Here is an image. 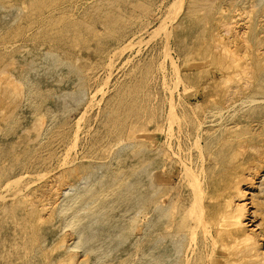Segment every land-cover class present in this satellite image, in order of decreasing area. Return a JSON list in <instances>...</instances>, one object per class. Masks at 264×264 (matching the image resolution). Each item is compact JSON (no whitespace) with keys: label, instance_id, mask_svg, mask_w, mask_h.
<instances>
[{"label":"rangeland","instance_id":"rangeland-1","mask_svg":"<svg viewBox=\"0 0 264 264\" xmlns=\"http://www.w3.org/2000/svg\"><path fill=\"white\" fill-rule=\"evenodd\" d=\"M198 1L200 2L198 3ZM201 1H202V4H201ZM209 1L210 3L204 4V2L207 3V0H189V1L188 0H0V31H3V32H0V71L1 72L3 70L6 71V72L3 71L4 74L3 73L1 74L0 72V128L2 129V130L0 129V131L1 133H4L3 131H8V132H5L4 134L0 133V143L2 142L0 144V146L2 145L0 149H3V150H0V189L2 190V191L0 190L2 192V193L0 192L1 193L0 194V244H2L0 245L1 246L0 247V258H1L0 264H10L9 262H12V264H24L25 262H28L29 264H48V263L49 264H60V263L64 264L63 262H65V264L67 263L71 264L70 262H73V264H82V263L83 264H103V263L104 264H123L124 261H125L124 264H141V263L142 264L143 263L152 264L153 262H154L153 264H155L154 258L156 260V264H161L160 262H162V264H174L175 262H176L175 264H179V263L181 264L182 260H183L182 264H184L185 259L188 258L189 256L188 249H190V246L194 244V242L202 234L199 231L200 228L199 230L196 228L197 231H195L196 229L193 231L192 229L189 230V228L188 230L186 228L182 229L177 226L178 224L174 226L179 221V217H180L179 211L182 210L184 207L190 208L189 204H190L191 198L187 191V188L189 187L188 182L190 178V177H187V175L190 172L189 171L190 169L192 171L191 173H193L191 174V176L194 175V177L196 176L195 178L197 179L198 175H200V177L198 178L200 181H198V179L197 181L200 183V185H203L200 187L201 193H202V200H201L202 204L201 205H203L204 212L206 215V221L209 224L211 233L216 231V229L218 228L220 229L225 228L227 219L229 216V212L234 213L235 211H237L236 210L237 208L239 209L238 205L244 204L243 207L246 208V209L243 208V210L245 209V211H242L244 231H238V234L239 236H241L246 233L245 235L248 236L249 238L253 236L250 239L255 240L257 242V249L259 250V252L264 253L263 251L264 250V175H263L264 174V157H263L264 156V140H263L264 129H262V127H264V125H262L264 124L263 123L264 121L263 119L264 118V106H263L264 105V101H263L264 100V92H263L264 91V85H263L264 84V63H263L264 58H262L264 57L263 55L264 54L263 53L264 51V45H263L264 44V39H263L264 38V34H263L264 33V27H263L264 25V15H263L264 14L263 13L264 12V9H263L264 0H250V1L249 0H233L232 2L231 0L230 1L226 0V2L224 0L225 3L222 2V0H215V1L208 0V2ZM217 1H219L220 3ZM258 1H260L261 3H259ZM233 2L235 4L239 3L238 6L235 5ZM213 3L217 5L215 6ZM190 4L192 5V7H194V10H195L194 12L192 11L189 12L190 9H192L191 6H188ZM210 4L211 5L213 4L214 7L216 8H213L212 7L213 5L211 6ZM199 5H201L202 7H200ZM207 5L211 6L210 8L211 10L209 9L210 6L208 7ZM234 5L235 7H233ZM256 6L258 8H256ZM179 7L181 9L177 10L179 9ZM219 8L221 9V13H219L220 11ZM204 9L205 10L207 9V11H205ZM256 9L259 11H257ZM186 10H189V11L186 12ZM216 10H219V11H216ZM196 11H198V13ZM204 11L207 12V15L208 14H211V15H208L209 17H207V21L204 20L203 22H201L199 20V22H201L199 23L198 22V19H200L199 17L200 16L203 17V15L206 14ZM211 12L213 13V15ZM244 12L246 16L244 15ZM191 13H194V14H191ZM222 13H225L226 15ZM214 14L215 15L217 14L218 16L222 14L221 16L223 18L221 19L217 15L215 17ZM184 15L186 17H184ZM210 16H211V20L208 19L210 18ZM183 20H186V21H183ZM232 20H233L234 26L232 24L229 25L228 31H225L224 29L225 26L223 24L225 22H227V24L228 23L230 24L232 23ZM254 22L256 23V25L254 24ZM197 24H202V25L197 26ZM205 24L208 25V28H206L207 26ZM188 26H191V28ZM254 26L256 27L252 28ZM248 27H249V30H248ZM262 29L263 31H261ZM204 30L206 32L208 30V32L210 33L207 32L208 34H206ZM256 30L258 33L256 32ZM249 33L250 34L252 33V34L250 35ZM194 34L196 37L194 36ZM218 34H219L218 38L220 37L219 39L217 38ZM245 34H246V37L243 36ZM248 35L250 38L248 37ZM199 37L201 40H199ZM231 37H233V39ZM213 38L214 40H212ZM192 39L195 40V41L193 40L194 43L197 40H199V42L198 43L196 42V44H194ZM216 40H219V42L221 41V43H219ZM244 41L247 44L249 43L248 44L249 46L246 44L248 47L245 45ZM242 42L244 44H242ZM216 43H217V46H215ZM192 44L194 46H192ZM190 46H191V50L189 48ZM233 46L235 48H233ZM193 47H195L196 49ZM228 49H230L229 50L230 52L228 51L230 54L231 52L232 53L235 52L234 55L233 54L231 55L232 57L234 56V59H236L235 56H238L237 59H239L242 55V57L240 58V62L239 60L236 59V61H238V65H240L239 67H235V66L231 67V65H228L227 63L225 64V62H223V56L225 55ZM254 49H256L257 51ZM250 50L251 52H249ZM245 54H246V60H244ZM254 57L256 59H254ZM258 57H260V59ZM12 60L15 62H13ZM56 62H58V64H60V66L62 67H60ZM256 62L258 64L262 63L263 66H261L260 68L258 64H256ZM172 63L173 65H171ZM245 63H247L246 66H245ZM54 64L56 68H54ZM160 65H161V69H160ZM22 66H24L25 68H22ZM224 67L225 68L228 67V68L224 69ZM246 67L249 70H246L247 69ZM34 68H35V72L34 71L31 72V70H34ZM241 68L243 70L245 69L246 72L245 71L241 72L242 70L239 71V69ZM14 69H16L17 71L16 70L14 71ZM251 69L255 71L256 73L251 71ZM258 72L261 75L260 78H259ZM237 73L240 75H237ZM231 74L233 75V77ZM251 74H253L254 77H252L253 75L251 76ZM236 75L239 76L238 79L241 80L240 82L239 80H236L237 79ZM175 76H177V78ZM11 78H14V79H11ZM243 79L244 81H242ZM7 80H9L10 82H8ZM220 80L224 82L222 83L220 82ZM231 80L232 82H230ZM226 81L227 83H225ZM236 81H237V84H236ZM255 81L260 84L255 83ZM245 82L247 85L245 84ZM228 83L229 85H227ZM177 84L179 85L177 86ZM251 84H252V88H251ZM35 86L37 90L34 88ZM29 88H31L32 91ZM229 88H231L232 90ZM234 88H237V89L234 90ZM261 89L263 90L261 91ZM227 90H229L228 93L226 92ZM39 91H42V93ZM35 92L37 93V95H35ZM29 93H31V95ZM254 93H258L259 95L257 94L255 96ZM49 94H51L52 96ZM170 94H172L173 96ZM249 95H252L251 96L252 98L249 97ZM169 96H172L173 99L172 97H169ZM42 99L43 100L47 99V101L43 102ZM250 99L251 101H249ZM255 100L256 101L258 100V101L255 102ZM32 101H34L35 103ZM252 101H254L255 104H253L254 102ZM38 102H40L42 107L37 106L39 104ZM250 102H252V104H250ZM137 104L140 105L142 109H143V106L145 105L144 109L146 111H144V109L142 110L141 108H140L141 110L136 109L140 107ZM170 104L174 106L175 109L171 107ZM239 104H241L242 106H240ZM251 105L253 106L259 105L255 107L256 109L252 108V110H254L253 116H251L252 111L250 110L251 108H249V107H253ZM46 106H47V109L45 108ZM132 106H135V107H132ZM238 106L240 107V109ZM36 107H38L39 110L41 108V112L38 110L40 113L35 111V109L37 110ZM246 107L247 109L249 108L247 113H245L247 111ZM169 108H171V111ZM228 109L229 111H227ZM236 109L238 110V112ZM242 109H244V111ZM261 109L263 111H261ZM48 110H51L52 112L48 113L49 112ZM173 110L176 112L174 113ZM230 110L232 111V114L234 116L231 114ZM145 112H147L146 113L147 115L145 114ZM170 112L177 114V115L171 114ZM42 113L48 114V118H47V115H42ZM142 113L145 114V116H148V115L152 116V114L158 115V118H152L150 116H148L147 118V117H144ZM169 113L172 115V117H170L171 120L172 119L174 120V122L172 120V122L174 123L172 127H171L172 123H170L171 120L168 123V117L171 116ZM211 113L213 116L211 115ZM227 113L229 115H227L226 117ZM52 114H54V116ZM139 114H141V116ZM217 114L219 115V117ZM138 116L139 118H137ZM173 116L175 117L177 116L178 118L177 117L173 118ZM232 116H233V119H231ZM246 116L248 117L247 119H246ZM11 117L12 119H10ZM153 117H156V116H153ZM223 117L227 118L228 120L223 119ZM251 118L253 119L251 120ZM141 119L142 120L147 119V120L142 121ZM148 119H151V120H148ZM177 119L182 121V123L179 120L178 122ZM18 120L20 121L22 127L19 125ZM141 121H142L141 126L144 124L145 127L144 125L142 127L145 129H142V127L138 125L137 122H139L140 124ZM144 121L146 122L144 123ZM147 122L149 123L151 122V123L150 124L148 123V126L146 127ZM194 124L195 126L193 127ZM197 124H201L200 128H199V125ZM49 126L50 128L48 129ZM259 127L262 129V131ZM169 128L171 130H169ZM244 128L246 129L249 128L247 129L249 133L248 132L246 133L245 131L247 130ZM158 129H160V131ZM211 129H213L212 131L214 132H212ZM175 130H177V132ZM14 131L16 133H14ZM259 131H261V133ZM168 132L169 133L172 132V133L169 134ZM236 132L239 135H237ZM11 133H13V135ZM215 133H217L218 135L217 137L216 135H213ZM256 133L259 135H257ZM202 134H204V136ZM261 136L262 138H259ZM195 137L199 140H197ZM209 137L212 139V141ZM34 138H36V141ZM215 138H217L216 141H215ZM219 138L221 139L219 140ZM195 139L197 140L196 142H195ZM180 140L181 142L179 143ZM213 140L215 142L214 144H211L213 143ZM152 141L154 144L152 143ZM237 141L239 142L238 144H236ZM142 142H144L145 144L143 143L142 145ZM197 142H198V145L196 144ZM208 142L210 143L209 144L210 146L213 145L212 148L209 147V145H207ZM169 143H171L170 147H169ZM123 144H125V146ZM195 145L196 147H194ZM121 146L123 147L121 148ZM143 146L145 149L143 148ZM230 146L232 147L231 149H230ZM222 147H224L226 150H224V148ZM115 149L117 150L119 149V150L116 152ZM217 149L219 150L216 151ZM182 151L184 152L182 153ZM27 152H28V155H27ZM140 152H142L143 154L142 153L140 154ZM221 152L222 154L228 152V154H225L226 155L225 157L224 155L221 154ZM108 153L110 154L108 155ZM157 153L159 154V156L156 158L154 156H156ZM163 155L165 156V158ZM219 155L221 156V158H219L220 157ZM181 156L184 158H182ZM144 157L146 159V161L144 159L145 164L142 162V158ZM178 157H180V161ZM214 157L215 158L217 157V160L214 159ZM162 158H164V161ZM184 159L186 160V162H184L185 161ZM191 159H193V161ZM16 161H18L19 163ZM111 161H112V164L110 163ZM137 161L138 162L140 161V163H138ZM135 162H136V165H134ZM141 162L144 165L141 164ZM210 162H212L213 164ZM192 163L195 165L193 166ZM138 164H140L141 166H139ZM201 164L203 167L201 166ZM181 165L187 167V168L184 167V169L186 168L185 169L186 171L184 170L185 172H183V167ZM210 165H212L214 169L211 168ZM219 165L220 166L222 165L221 166L222 168L221 167L219 168L218 167ZM118 166L119 168H117ZM134 166H137L138 169L141 170V172L136 171L138 169ZM13 167H14V170H13ZM16 167H21V168H18L19 170L18 171ZM189 167L190 169H188ZM132 168L133 170H135V172L132 170ZM207 169H211L214 171H210ZM198 170H199V173H198ZM113 171L115 172L117 171L116 176H115V173H113ZM118 172H120V175ZM130 172L132 173V176L130 175ZM156 172H158L157 175H156ZM160 174L163 176L164 178L163 180H158L157 177ZM185 174H187L186 177L188 179H186ZM134 175L137 176L138 181L135 177H133ZM145 175H147L146 178H145ZM149 175L155 178L152 180L153 177ZM139 176L140 178H138ZM168 176L170 178H168ZM188 176H190V173ZM246 177H249V178H246ZM166 178L167 180L169 179L171 183L169 180L166 181ZM171 178L173 180H171ZM106 179L108 183H110L108 186H107L108 183L106 184L107 182ZM139 179H140V183H139ZM148 179H150L152 182ZM12 180L13 181L16 180L15 182L17 183L14 182L15 183L14 184ZM132 180H135L137 182L132 181ZM119 181H121L124 184H122L121 182H120L121 184L118 183ZM148 181L150 185L148 184ZM7 182H8V186L6 185ZM126 182H128L129 185L132 184L131 186L134 185L135 188L129 185H128L129 188L127 186H124L126 185ZM93 183H94V186H93ZM96 183H97V186L95 185ZM111 183L113 184V186L111 185ZM180 183L182 186L180 185ZM152 184H153V187H150ZM160 184H162L161 186L163 188L165 187L163 189V191L165 192L162 191L161 193H158L159 191L156 190V188L158 189V187H160ZM4 185H6V187ZM140 186H142V190L140 189ZM99 187L103 189H99ZM106 188H108L110 191L107 190ZM169 188L170 190L167 191V189ZM87 189H88V192L86 191ZM90 189L92 190V193L94 194L91 193ZM125 189L126 190L129 189L130 191L128 190L127 192L128 193L130 192V193L128 194L127 192L124 191L125 192L124 194L123 190ZM134 189L136 192L134 191ZM146 189H149V190H146ZM137 190H139V192ZM237 190L242 193L241 196H240L241 193H239ZM95 191L97 192L99 196H101V198L99 199V203H96L98 202V200L96 201L91 200L92 196L90 195H95L96 194ZM106 191L108 193H106ZM113 191L117 193L111 195V193H114ZM146 191H147V194L144 195ZM132 192H134V195H132L133 194ZM179 192L180 194H178ZM119 193L121 194L123 193L125 196L122 194L121 198H115L116 199L115 200L114 197L116 195L117 197H120ZM140 193H142L143 197L144 196L145 197L142 198ZM148 193H151V194H148ZM154 193L156 195V198L155 196H153L154 198L151 197ZM127 194L128 196L131 194L130 196L132 197V200H133L132 202H131V199H128L131 197L130 196L128 197ZM138 194L140 196L139 199H141L142 201L144 200L146 203L136 198ZM157 194H159L158 195L159 198L157 197ZM105 195H107V197H109L110 199L109 198L107 199ZM109 195L112 196V198ZM77 196L78 197L80 196V199ZM103 196H105L107 201L104 200ZM123 196L127 197L125 198V200L128 199V201L130 200L131 203L128 202L127 200L125 202ZM168 196L169 198L170 197L171 198L169 199ZM135 198L139 201L136 202ZM81 199L82 201H80ZM171 199L172 201L170 202L169 200ZM71 200L73 201V203H71L72 202ZM175 200H177L178 203L175 202ZM149 201L150 203L151 201L153 203L150 204ZM92 202L93 203L95 202V204L93 205ZM138 202H141V203H139L140 205L137 206ZM173 202H175V207H173L174 205ZM235 202L237 203L235 204ZM82 203L86 205H83ZM72 204L74 205L72 206L73 208H75L77 205L78 207H76L73 210V208L70 207ZM89 204H90V207L92 205L93 208L92 207L91 209L87 208ZM96 204L98 205L100 204V205L98 206ZM118 204L120 207L118 206ZM126 204L128 207H126ZM141 204H144L143 205L144 207ZM155 204L156 206L163 205V207L162 206L161 207L164 211L160 209L161 207L159 206H157L159 208H156ZM110 205H111L112 210H109ZM171 205H172V208L175 210L168 209V211H166L167 208H171ZM83 206L84 207L87 206V207H85L84 209ZM139 206L141 208H139ZM165 206L167 208H165ZM94 207L96 211L92 210L94 209ZM134 207L136 209H134ZM142 207L144 210L142 209ZM155 208L157 209L158 213L163 214V215L160 214L162 215L163 218H160V216H157L156 214L157 212ZM65 209H68V210H65ZM86 209L88 211L91 210L93 212L89 211L87 213H84L85 211H87ZM123 209L125 213L123 212ZM141 209L142 211L138 213L139 211L137 210H141ZM159 209L160 211H158ZM81 210H84V212ZM97 211L100 214V215L98 214V216L96 215ZM103 211H104V214H103ZM127 211H129V213ZM216 211H218V213L215 214L216 217L212 220L213 218L212 215H214ZM94 212L96 216H93ZM105 212H107V214ZM154 212L156 215L152 214ZM30 213H31L32 218H30V215H29ZM137 213L139 215H136ZM167 213L169 214L167 216V218L169 217L168 220H166L167 218H164V216L166 217V215L164 214H167ZM74 214L75 216L77 217L79 216V217L78 218L75 217L76 218L75 219ZM121 214L122 215L125 214L124 218L126 219H123V217H121L122 216ZM135 215L137 216L136 218H138L136 221H134ZM82 216L83 218H80ZM89 216H91L92 218L94 217L92 219L94 222L93 221L91 222V217ZM105 216L106 218L109 216V218L107 219L103 218ZM88 217L89 219H85ZM152 217L154 218V220ZM70 218L71 219L73 218V220H71ZM114 218H117V219H114ZM78 219L79 220L81 219L83 221L80 220L81 221L80 222ZM149 219L152 222L149 221ZM70 220L72 221V223L73 222L76 223V221L78 220L76 223L77 226H75V228H73L74 227L73 225H76V224L74 223L72 224ZM123 220H124V224H121L123 223ZM158 220L160 221L158 222ZM69 221L72 224V227ZM153 221L156 222V224ZM175 221L177 222L175 223ZM79 222H80V226L78 225ZM135 222L136 224L137 223L138 224L135 225ZM107 223L109 225L108 228H107L108 226ZM88 224H91V225H88ZM150 224H153L152 225L153 227H151ZM81 225L83 226V228H81L82 227ZM145 225H147V227L149 225L150 226L149 228H147ZM158 225L160 226L158 227ZM24 226H26V228ZM29 226L30 227L34 226L35 228L33 227L31 231V228L29 229ZM110 226L112 228H110ZM136 226L139 229H137ZM17 227L19 228L21 227V228L19 229ZM127 227H129V231H128L129 233L128 232L125 233V231L127 230L126 229ZM24 228L25 230L27 229V231L25 230L22 231V229ZM86 228H89V229H86ZM135 228L137 230H134ZM178 228L180 229L181 233L178 230ZM45 229L48 231H46ZM14 230H15V233H14ZM106 230L107 231L109 230V231L107 232ZM172 230L174 233L172 232ZM177 230L179 232H177ZM37 231L40 234H37L38 233ZM89 231L91 233H89ZM185 231L186 232L192 231V234L186 233ZM115 232L117 235L114 234ZM193 232H195L194 235L196 236L192 237ZM28 233H29V237L30 236L33 237V235L34 236L38 235L37 237L39 238L37 239V237L35 236L34 239L33 238L31 239L28 237L27 235ZM43 234H44V237L46 236V239L43 237ZM105 234H107V236ZM119 234L124 235V236H121ZM17 235H19L20 237ZM109 235H110V238L112 237V239L114 237L116 238H114L113 240H111L110 238L108 239L107 237ZM118 235L119 237H117ZM166 235L170 236V238H173V239L171 240L169 237L167 238ZM13 236L15 237L17 236V237L15 238ZM26 236H27V239H26ZM89 236L91 240L90 238H88ZM121 237L123 240L125 239V241H122V242L119 241L121 240ZM160 237L162 239L164 237L166 240L165 239L162 240ZM182 237L184 238L182 239ZM20 238H22V240ZM102 238L105 240H103ZM117 238H119V240ZM13 239L15 240V242H13L14 241ZM23 239L26 242H24ZM29 239L32 242H28ZM36 239L37 240L41 239L42 241L40 240L39 241L40 243H39ZM95 239L98 242L100 240V242L97 243ZM155 239H160V240H155ZM180 239L181 241L182 240L184 241L178 242L180 241ZM92 240L94 241V243L96 242L95 244L92 243L94 245L90 244ZM101 240H103V242H101ZM108 240L109 241L111 240L112 242H108ZM173 240L174 241L176 240L175 241L176 243L173 242L174 245L172 244ZM17 241L18 243L16 244ZM22 241L24 243H27L25 244L27 246H25ZM116 241H119L118 242L119 244L115 243ZM133 241H135V243H138V246L137 244L135 245ZM144 241L146 242L150 241L151 243L149 242L150 244L149 245L148 243H145ZM226 241L229 245L231 244L230 243L231 238L230 239L227 238ZM10 242H11V245H10ZM158 242H160L161 244ZM183 242H185V247L184 245H182ZM30 243H32V245ZM109 243L110 245L107 246ZM155 243L157 245L156 248H155L156 245L152 247L153 244ZM177 243H180V244L178 245ZM75 244H76V247H74ZM159 244L161 246H159ZM14 245H16V247ZM62 245L64 247H62ZM177 245L179 246L181 251L180 249L179 250L177 249L178 247ZM215 245L219 247L216 249L218 251L217 258L222 260V258L226 256V253H224V250L226 252L227 250L226 248H222V247L220 248L219 242H217V244ZM33 246L37 252L35 251L34 248L32 251L30 250L32 249ZM106 246L110 249V251ZM136 246L138 247V249H136L137 248ZM180 246L181 247L183 246L185 250L181 248ZM139 247L140 248L145 247V248H142L143 250L142 251ZM175 247L178 251L175 249ZM11 248H13V250ZM116 248H118L117 251L116 252L113 251V250H116ZM18 249H20L19 252L23 251L22 255L20 254L21 252L18 253L17 251ZM41 249L42 250L44 249L43 250L44 253L41 251ZM90 249L91 251H89ZM94 250L96 253H93ZM148 250L151 253H149ZM216 250L215 252H217ZM239 250H240L239 247H236V248L234 247L232 249L234 253H238ZM30 251L33 253H31ZM130 251H133L131 258L129 255V253H131ZM174 251L175 252L177 251L178 253L177 252L175 253ZM179 251L181 254L179 253ZM14 252L16 255L14 254ZM27 252H28V255H27ZM140 252H141V255L143 252V255H142L143 257L140 255ZM185 252H186V255H185ZM9 254L12 256V257L10 256V259H9ZM33 254H36V255H33ZM178 254H180V256ZM17 255H18V258H16ZM23 255H25L26 257L24 258ZM99 255L101 256L99 257ZM127 255H129V257ZM135 255H136V258H135ZM161 255L163 257H161ZM125 256L128 257L129 260L128 259L126 260V258H124ZM166 256L168 260H166ZM176 256H178L179 258L176 259ZM82 258H86V260ZM145 258L147 259L145 260ZM7 259L8 261H4ZM18 259L20 260L22 259V260L21 261L19 260V262L16 263ZM26 259L28 260L30 259L29 260L30 262L26 261ZM70 259H72L73 261ZM157 259L159 260V263ZM141 260H143L144 262ZM177 260L178 261L180 260V261L178 262ZM22 261L24 262L22 263Z\"/></svg>","mask_w":264,"mask_h":264},{"label":"bare ground","instance_id":"bare-ground-1","mask_svg":"<svg viewBox=\"0 0 264 264\" xmlns=\"http://www.w3.org/2000/svg\"><path fill=\"white\" fill-rule=\"evenodd\" d=\"M188 1H189V0H188ZM213 1H215V0H213ZM213 1H212V2H213ZM229 1H230V0H229ZM232 1H233V0H231V2H232ZM249 1H250V0H249ZM199 2H200V1H198V3H199ZM217 2H219V1H217ZM222 2H224V0H222ZM225 2H226V0H225ZM225 2H224V3H225ZM236 2H237V1H236ZM245 2H246V1H245ZM252 2H253V1H252ZM258 2L261 3L260 1H258ZM195 3H196V1H195ZM195 3H194V5H195ZM208 3H210V1L208 2V0H207V3L204 2V4H208ZM219 3H220V2H219ZM233 3H234V2H233ZM249 3H250V2H249ZM263 3H264V2H263ZM181 4H182V3H181ZM192 4H193V3H192ZM201 4H202V1H201ZM213 4H214V3H213ZM213 4H212V5H213ZM221 4H222V3H221ZM221 4H220V6H221ZM234 4H235V3H234ZM238 4H239V3H238ZM238 4H235V5L238 6ZM243 4H245V3H243ZM243 4H241V5H243ZM2 5H3V4H2ZM210 5H211V4H210ZM210 5H209V6H210ZM212 5H211V6H212ZM214 5H215V4H214ZM214 5H213L212 7H213V8H216V7H214ZM216 5H217V4H216ZM216 5H215V6H216ZM218 5H219V4H218ZM230 5H232V4H230ZM235 5H234L233 7H235ZM246 5H247V4H246ZM248 5H249V4H248ZM251 5H252V4H251ZM4 6H5V5H4ZM4 6H3V7H4ZM170 6H171V5H170ZM188 6H191V7H192L191 4L188 5ZM196 6H197V5H196ZM196 6H195V7H196ZM199 6L202 7L201 5H199ZM207 6H208V5H207ZM209 6H208V7H209ZM211 6L209 7V9L211 8ZM257 6H258V5H257ZM257 6H256V8H258ZM262 6H263V5H262ZM203 7H205V6H203ZM233 7H232V8H233ZM246 7H247V6H246ZM253 7H254V6H253ZM182 8H183V7H182ZM198 8H199V7H198ZM198 8H197V9H198ZM206 8H207V7H206ZM242 8H243V6H242ZM180 9H181V8L179 7V9H177V10H180ZM197 9H196V10H197ZM199 9H200V8H199ZM207 9H208V8H207ZM207 9H206V10L204 9V10L207 11ZM217 9H218V8H217ZM229 9H231V8H229ZM236 9H237V8H236ZM260 9H261V8H260ZM263 9H264V8H263ZM210 10H211V9H210ZM212 10H213V9H212ZM214 10H215V9H214ZM219 10H220V11H219ZM219 10H216V11H219V13H221V9H220V8H219ZM238 10H239V9H238ZM253 10H254V9H253ZM256 10H257V9H256ZM174 11H175V10H174ZM188 11H189V10H186V12H188ZM191 11H192V12L195 11V10H194V7H192V9H190L189 12H191ZM202 11H203V10H202ZM205 11H204V12H205ZM208 11H209V10H208ZM222 11H223V10H222ZM226 11H227V10H226ZM257 11H259V10H257ZM186 12H185V13H186ZM196 12L198 13V11H196ZM196 12H195V13H196ZM199 12H200V11H199ZM204 12H203V13H204ZM209 12H210V11H209ZM209 12H208V13H209ZM213 12H214V11H213ZM224 12H225V11H224ZM234 12H235V11H234ZM253 12H255V11H253ZM253 12H252V14H253ZM262 12H263V11H262ZM175 13H176V12H175ZM197 13H196V14H197ZM203 13H202V14H203ZM205 13H206V14H204V15H206V16H204V15H203V17L200 16V17H199L200 19H198V22H199V20H200L201 22H203L204 20L207 21V17H209L208 15H211V14H208V15H207V12H205ZM211 13H212V12H211ZM225 13H226V12H225ZM225 13H222V14H225ZM227 13H228V12H227ZM247 13H248V12H247ZM259 13H260V12H259ZM259 13H258V14H259ZM263 13H264V12H263ZM183 14H184V13H183ZM189 14H190V13H189ZM191 14H194V13H191ZM222 14H220L219 16H218L217 14H216V15H217L219 18L222 19V18H223V17L221 16ZM236 14H237V12H236ZM254 14H255V13H254ZM260 14H261V13H260ZM185 15H186V14H185ZM185 15H184V17H186ZM212 15H213V13H212ZM216 15L214 14L215 17H216ZM225 15H226V14H225ZM225 15H224V17H225ZM239 15H240V14H239ZM244 15H245V12H244ZM263 15H264V14H263ZM174 16H175V14H174ZM188 16H189V15H188ZM190 16H192V15H190ZM220 16H221V17H220ZM240 16H241V15H240ZM245 16H246V15H245ZM250 16H251V14H250ZM250 16H249V17H250ZM242 17H243V16H242ZM247 17H248V16H247ZM164 18H165V17H164ZM171 18H172V17H171ZM212 18H213V17H212ZM234 18H235V17H234ZM234 18H232V19H234ZM236 18H237V17H236ZM238 18H239V16H238ZM251 18H252V17H251ZM208 19L211 20V16H210V18H208ZM249 19H250V18H249ZM256 19H257V18H256ZM262 19H263V18H262ZM171 20H172V19H171ZM227 20H228V19H227ZM242 20H243V19H242ZM259 20H261V19H259ZM172 21H173V20H172ZM183 21H186V20H183ZM214 21H215V20H214ZM221 21H222V20H221ZM237 21H238V20H237ZM237 21H236V23H237ZM246 21H247V19H246ZM248 21H249V20H248ZM251 21H252V20H251ZM173 22H174V21H173ZM193 22H194V20H193ZM196 22H197V21H196ZM196 22H195V23H196ZM198 22H197V23H198ZM201 22H199V23H201ZM208 22H209V21H208ZM243 22H244V21H243ZM183 23H184V22H183ZM190 23H191V22H190ZM209 23H210V22H209ZM217 23H218V21H217ZM219 23H220V21H219ZM234 23H235V22H234ZM241 23H242V22H241ZM181 24H182V23H181ZM181 24H180V26H181ZM203 24H204V23H203ZM215 24H216V22H215ZM222 24H223V23H222ZM222 24H221V25H222ZM231 24L233 25V20H232V23H230V24H229V23L227 24V22H225V23L223 24V25L227 28V29H226V28L224 27L225 31H228V28H229L228 26L231 25ZM252 24H253V22H252ZM254 24L256 25L255 22H254ZM262 24H263V23H262ZM262 24H261V25H262ZM148 25H149V23H148ZM188 25H189V24H188ZM198 25L201 26L202 24H197V26H198ZM205 25L207 26L206 28H208V25H207V24H205ZM217 25H219V24H217ZM238 25H239V24H238ZM259 25H260V24H259ZM162 26H163V25H162ZM167 26H168V25H167ZM177 26H178V25H177ZM191 26H192V25H191ZM191 26H188V27L191 28ZM233 26H234V25H233ZM235 26H236V25H235ZM249 26H250V24H249ZM252 26H253V25H252ZM1 27H3V26H1ZM165 27H166V26H165ZM193 27H194V25H193ZM195 27H196V26H195ZM236 27H237V26H236ZM255 27H256V26H254V27H252V28H255ZM257 27H258V26H257ZM263 27H264V25H263ZM158 28H159V27H158ZM161 28H162V27H161ZM212 28H213V27H212ZM215 28H216V27H215ZM222 28H223V26H222ZM244 28H245V27H244ZM250 28H251V27H250ZM258 28H259V27H258ZM159 29H160V28H159ZM159 29H158V30H159ZM170 29H171V28H170ZM196 29H197V28H196ZM213 29H214V28H213ZM220 29H221V28H220ZM230 29H231V28H230ZM232 29H233V28H232ZM2 30H3V29H2ZM165 30H166V29H165ZM192 30H193V29H192ZM192 30H191V31H192ZM194 30H195V28H194ZM248 30H249V27H248ZM250 30H251V29H250ZM189 31H190V30H189ZM189 31H188V32H189ZM204 31H205V30H204ZM245 31H246V30H245ZM261 31H263V29H262ZM0 32H3V31H0ZM199 32H200V31H199ZM199 32H198V33H199ZM207 32H208V30H207ZM207 32L205 31L206 34L210 33V32H208V33H207ZM215 32H216V31H215ZM229 32H230V31H229ZM236 32H237V30H236ZM247 32H248V31H247ZM250 32H251V31H250ZM256 32H257V30H256ZM256 32H255V33H256ZM151 33H152V32H151ZM163 33H164V32H163ZM205 33H204V34H205ZM244 33H246V32H244ZM253 33H254V32H253ZM257 33H258V32H257ZM257 33H256V34H257ZM249 34H250V33H249ZM251 34H252V33H251ZM251 34H250V35H251ZM263 34H264V33H263ZM158 35H159V34H158ZM158 35H157V36H158ZM188 35H189V34H188ZM210 35H211V34H210ZM212 35H214V34H212ZM260 35H261V34H260ZM194 36H195V34H194ZM218 36H219V34L217 35V38H218ZM243 36L246 37V34L243 35ZM166 37H167V36H166ZM189 37H190V36H189ZM189 37H188V38H189ZM195 37H196V36H195ZM239 37H240V36H239ZM248 37H249V35H248ZM259 37H260V36H259ZM259 37H258V38H259ZM215 38H216V37H215ZM219 38H220V37H219ZM219 38H218V39H219ZM221 38H222V37H221ZM231 38L233 39V37H231ZM241 38H242V37H241ZM241 38H240V39H241ZM249 38H250V37H249ZM251 38H252V37H251ZM260 38H261V37H260ZM205 39H207V38H205ZM232 39H231V41H232ZM238 39H239V38H238ZM252 39H253V38H252ZM263 39H264V38H263ZM32 40H33V39H32ZM193 40H194V39H192V41H193ZM199 40H201L200 37H199ZM199 40H197L196 42L198 43ZM212 40H214V38H213ZM212 40H211V42H212ZM261 40H262V39H261ZM167 41H168V40H167ZM194 41H195V40H194ZM194 41H193V43H194ZM204 41H205V40H204ZM207 41H208V40H207ZM216 41L219 42V40H216ZM239 41H240V40H239ZM256 41H257V40H256ZM168 42H169V41H168ZM196 42H195L194 44H196ZM205 42H206V41H205ZM224 42H225V41H224ZM234 42H235V41H234ZM253 42H254V41H253ZM259 42H260V41H259ZM191 43H192V42H191ZM202 43H203V42H202ZM219 43H221V41H220ZM219 43H218V44H219ZM230 43H231V42H230ZM244 43H245V41H244ZM244 43L242 42V44H244ZM166 44H168V43H166ZM211 44H212V43H211ZM214 44H215V43H214ZM246 44H247V43H245V45H246ZM248 44H249V43H248ZM248 44H247V45H248ZM250 44H251V43H250ZM25 45H26V44H25ZM239 45H240V44H239ZM245 45H244V46H245ZM247 45H246V46H247ZM263 45H264V44H263ZM164 46H165V44H164ZM167 46H168V45H167ZM192 46H194V45L192 44ZM215 46H217V43H216ZM224 46H225V45H224ZM229 46H230V45H229ZM248 46H249V45H248ZM248 46H247V47H248ZM168 47H169V46H168ZM227 47H228V46H227ZM227 47H226V49H227ZM164 48H166V47H164ZM184 48H185V47H184ZM189 48H190V50H191V46H190ZM193 48H195V47H193ZM220 48H221V47H220ZM233 48H235V47L233 46ZM261 48H263V47H261ZM167 49H168V48H167ZM195 49H196V48H195ZM195 49H194V50H195ZM190 50H189V51H190ZM213 50H214V49H213ZM229 50H230V49L227 50V52L225 53V55L223 54V55H224V56H223V62H225V64L227 63L228 65H231V67H232V66H233V67H234V66H235V67H239L240 65H238V61H236V59H237L238 56H235L236 59H234V56L232 57L231 55H232V54L234 55L235 52H234V53L231 52V54H230V53H229V52H230ZM244 50H246V49H244ZM248 50H249V49H248ZM254 50H256V49H254ZM164 51H165V50H164ZM214 51H215V50H214ZM222 51H223V50H222ZM228 51H229V52H228ZM231 51H232V50H231ZM256 51H257V50H256ZM256 51H255V52H256ZM28 52H29V51H28ZM220 52H221V51H220ZM243 52H244V51H243ZM246 52H248V51H246ZM249 52H251V50H250ZM259 52H260V51H259ZM259 52H257V53H259ZM46 53H47V52H46ZM165 53H166V52H165ZM210 53H211V52H210ZM216 53H217V51H216ZM222 53H224V52H222ZM263 53H264V51H263ZM30 54H31V53H30ZM30 54H29V55H30ZM218 54H219V53H218ZM218 54H217V56H218ZM169 55H170V54H169ZM208 55H209V54H208ZM240 55H241V54H240ZM263 55H264V54H263ZM10 56H11V55H10ZM47 56H48V55H47ZM215 56H216V55H215ZM244 56H245V59H244V60H246V54H245ZM250 56H251V55H250ZM54 57H55V56H54ZM203 57H204V56H203ZM209 57H210V56H209ZM241 57H242V55H241ZM241 57H240V58H241ZM248 57H249V56H248ZM251 57H252V56H251ZM251 57H250V58H251ZM261 57H262V56H261ZM23 58H25V57H23ZM23 58H22V59H23ZM31 58H32V57H31ZM240 58L237 59V60H239V62H240ZM258 58L260 59V57H258ZM262 58H264V57H262ZM11 59H12V58H11ZM18 59H19V58H18ZM34 59H35V58H34ZM52 59H53V58H52ZM212 59H213V58H212ZM221 59H222V58H221ZM254 59H256V58L254 57ZM254 59H253V60H254ZM5 60H6V59H5ZM25 60H26V59H25ZM56 60H57V59H56ZM171 60H172V59H171ZM204 60H205V58H204ZM241 60H242V59H241ZM1 61H3V60H1ZM12 61H13V60H12ZM178 61H179V60H178ZM216 61H217V60H216ZM251 61H252V59H251ZM13 62H15V61H13ZM59 62H60V61H59ZM173 62H174V61H173ZM204 62H205V61H204ZM213 62H214V61H213ZM246 62H247V61H246ZM2 63H3V62H2ZM56 63L58 64V62H56ZM56 63H55V64H56ZM169 63H170V62H169ZM248 63H249V61H248ZM251 63H252V62H251ZM263 63H264V62H263ZM55 64H54V68H56V67H55ZM164 64H165V63H164ZM192 64H193V63H192ZM246 64H247V63H245V66H246ZM256 64H258V63L256 62ZM259 64H260V65H259ZM259 64H258V66L261 68V66H263V64H262V63H259ZM261 64H262V65H261ZM12 65H13V64H12ZM14 65H15V64H14ZM16 65H17V64H16ZM34 65H35V64H34ZM58 65L60 66V64H58ZM62 65H63V64H62ZM171 65H173V63H172ZM213 65H214V64H213ZM254 65H255V64H254ZM254 65H253V67H254ZM31 66H32V65H31ZM31 66H30V67H31ZM56 66H57V65H56ZM174 66H175V65H174ZM189 66H191V65H189ZM194 66H195V65H194ZM196 66H197V65H196ZM199 66H200V65H199ZM226 66H227V65H226ZM258 66H257V68H258ZM32 67H33V66H32ZM60 67H62V66H60ZM66 67H67V66H66ZM22 68H25V67L22 66ZM57 68H59V67H57ZM176 68H178V67H176ZM227 68H228V67H227ZM227 68L224 67V69H227ZM243 68H245V67H243ZM246 68H247V67H246ZM260 68H259V69H260ZM63 69H64V68H63ZM160 69H161V65H160ZM1 70H2V69H1ZM15 70H16V69H14V71H15ZM17 70H18V68H17ZM17 70H16V71H17ZM19 70H20V69H19ZM175 70H176V69H175ZM229 70H230V69H229ZM229 70H228V71H229ZM237 70H238V69H237ZM240 70H242L241 72L245 71V69L243 70L242 68L239 69V71H240ZM246 70H249V69L247 68ZM262 70H263V69H262ZM3 71H5V70H3ZM3 71H2V72L0 71L1 74L3 73ZM20 71H21V70H20ZM32 71L35 72V68H34V70H31V72H32ZM251 71H253V70L251 69ZM5 72H6V71H5ZM229 72H230V71H229ZM241 72H240V73H241ZM245 72H246V71H245ZM253 72L256 73L255 71H253ZM220 73H221V72H220ZM254 73H253V74H254ZM258 73H259V72H258ZM3 74H4V73H3ZM9 74H10V73H9ZM9 74H8V75H9ZM29 74H30V73H29ZM67 74H68V73H67ZM177 74H178V72H177ZM243 74H244V73H243ZM243 74H242V75H243ZM253 74H251V76H252ZM262 74H263V73H262ZM231 75H232V74H231ZM237 75H240V74L237 73ZM237 75H236V76H237ZM242 75H241V76H242ZM246 75H247V74H246ZM256 75H257V74H256ZM258 75H259V78H260V76H261L260 73H259ZM258 75H257V76H258ZM11 76H12V75H11ZM21 76H23V75H21ZM31 76H32V75H31ZM214 76H215V74H214ZM225 76H226V75H225ZM236 76H235V78H236ZM247 76H248V75H247ZM19 77H20V76H19ZM26 77H27V76H26ZM28 77H29V76H28ZM175 77L177 78V76H175ZM219 77H220V76H219ZM223 77H224V76H223ZM232 77H233V75H232ZM232 77H231V78H232ZM238 77H239V76H237V79H236V80H239ZM248 77H249V76H248ZM252 77H254V75H253ZM6 78H7V77H6ZM34 78H35V77H34ZM34 78H33V79H34ZM157 78H158V77H157ZM162 78H163V77H162ZM213 78H214V77H213ZM235 78H234V79H235ZM245 78H246V77H245ZM11 79H14V78H11ZM76 79H77V78H76ZM219 79H220V78H219ZM162 80H163V79H162ZM222 80H223V79H222ZM222 80H220V82H222ZM247 80H248V79H247ZM247 80H246V82H247ZM251 80H252V79H251ZM258 80H259V79H258ZM7 81L10 82L9 80H7ZM21 81H22V80H21ZM240 81H241V80H239V82H240ZM242 81H244V79H243ZM18 82H19V81H18ZM77 82H78V80H77ZM77 82H76V83H77ZM181 82H182V81H181ZM223 82H224V81H223ZM223 82H222V83H223ZM230 82H232V80H231ZM246 82H245V84H246ZM250 82H251V81H250ZM19 83H20V82H19ZM19 83H18V84H19ZM173 83H174V82H173ZM175 83H176V82H175ZM225 83H227V81H226ZM234 83H235V82H234ZM255 83H257V82L255 81ZM22 84H23V83H22ZM22 84H21V85H22ZM28 84H29V83H28ZM165 84H166V83H165ZM236 84H237V81H236ZM245 84H244V85H245ZM257 84H260V83H257ZM257 84H256V85H257ZM178 85H179V84H177V86H178ZM227 85H229V83H228ZM227 85H226V86H227ZM238 85H239V84H238ZM246 85H247V84H246ZM246 85H245V86H246ZM263 85H264V84H263ZM23 86H24V85H23ZM29 86H30V85H29ZM173 86H175V85H173ZM223 86H224V84H223ZM240 86H241V85H240ZM248 86H249V85H248ZM24 87H25V86H24ZM79 87H81V86H79ZM167 87H168V86H167ZM34 88L36 89V86H35ZM251 88H252V84H251ZM253 88H255V87H253ZM29 89H31V88H29ZM29 89H28V90H29ZM80 89H81V88H80ZM172 89H174V88H172ZM176 89H177V88H176ZM229 89H231V88H229ZM235 89H237V88H234V90H235ZM249 89H250V87H249ZM257 89H258V88H257ZM36 90H37V89H36ZM40 90H41V89H40ZM43 90H44V89H43ZM45 90H46V89H45ZM167 90H168V89H167ZM189 90H190V89H189ZM231 90H232V89H231ZM258 90H259V89H258ZM258 90H256V91H258ZM262 90H263V89H261V91H262ZM31 91H32V89H31ZM34 91H35V90H34ZM46 91H47V90H46ZM49 91H50V90H49ZM171 91H172V90H171ZM224 91H225V90H224ZM228 91H229V90H227L226 92L228 93ZM238 91H239V90H238ZM39 92L42 93V91H39ZM39 92H38V93H39ZM43 92H44V91H43ZM169 92H170V91H169ZM184 92H185V91H184ZM236 92H237V91H236ZM263 92H264V91H263ZM27 93H28V91H27ZM32 93H33V92H32ZM49 93H50V92H49ZM171 93H172V92H171ZM233 93H235V92H233ZM245 93H246V92H245ZM29 94L31 95V93H29ZM225 94H226V93H225ZM254 94H255V96H256L258 93H254ZM254 94H253V95H254ZM33 95H34V94H33ZM35 95H37L36 92H35ZM39 95H40V94H39ZM41 95H42V94H41ZM49 95H51V94H49ZM170 95H172V94H170ZM228 95H229V94H228ZM231 95H233V94H231ZM258 95H259V94H258ZM261 95H263V94H261ZM43 96H44V95H43ZM43 96H42V97H43ZM46 96H47V94H46ZM46 96H45V97H46ZM51 96H52V95H51ZM51 96H50V97H51ZM172 96H173V95H172ZM172 96H169V97H172ZM242 96H243V95H242ZM251 96H252V95H249V97H251ZM34 97H36V96H34ZM50 97H49V98H50ZM53 97H54V96H53ZM56 97H57V96H56ZM72 97H73V96H72ZM245 97H246V96H245ZM257 97H259V96H257ZM260 97H262V96H260ZM37 98H39V97H37ZM47 98H48V97H47ZM239 98H240V97H239ZM246 98H247V97H246ZM251 98H252V97H251ZM40 99H41V98H40ZM169 99H170V98H169ZM172 99H173V97H172ZM257 99H258V98H257ZM32 100H33V99H32ZM37 100H38V99H37ZM246 100H247V99H246ZM42 101H43V102H44V101H47V99H46V100H45V99H44V100L42 99ZM242 101H243V100H242ZM249 101H251V99H250ZM257 101H258V100H257ZM257 101L255 100V102H257ZM259 101H260V100H259ZM263 101H264V100H263ZM263 101H262V103H263ZM32 102H34V101H32ZM40 102H41V101H40ZM40 102H38V103L40 104ZM51 102H52V100H51ZM239 102H240V101H239ZM252 102H254V101H252ZM252 102H250V104H252ZM255 102H254L253 104H255ZM24 103H25V102H24ZM28 103H29V101H28ZM28 103H27V105H28ZM34 103H35V102H34ZM142 103H143V102H142ZM237 103H238V102H237ZM237 103H236V104H237ZM240 103H241V102H240ZM242 103H243V102H242ZM245 103H246V101H245ZM248 103H249V102H248ZM21 104H22V103H21ZM25 104H26V103H25ZM39 104L37 105L38 107L41 106V104H40V105H39ZM257 104H258V103H257ZM137 105H138V104H137ZM141 105H142V104H141ZM170 105H171V104H170ZM234 105H235V104H234ZM239 105L242 106L241 104H239ZM259 105H260V104H259ZM259 105H257V106H259ZM35 106H36V105H35ZM58 106H60V105H58ZM138 106H140V105H138ZM138 106H137V107H138ZM236 106H237V105H236ZM245 106H246V105H245ZM249 106H250V105H249ZM249 106H248V107H249ZM251 106H253V105H251ZM257 106L254 105L253 107H249V108H251L250 110L252 111V113L249 111V112L252 114L251 116H253V112H254V110H252V108L256 109L255 107H257ZM263 106H264V105H263ZM38 107H36L37 110L35 109V111L38 112V113H40V112H41V108H40V110H39ZM41 107H42V106H41ZM48 107H50V106H48ZM53 107H54V106H53ZM56 107H57V106H56ZM132 107H135V106H132ZM144 107H145V105L143 106V109H144ZM171 107L174 108V106H172V105H171ZM238 107H239V106H238ZM20 108H21V107H20ZM30 108H31V107H30ZM45 108L47 109V106H46ZM140 108H141V106L138 107V108H136V109H140ZM148 108H149V107H148ZM229 108H230V107H229ZM249 108H248V109H249ZM28 109H29V108H28ZM56 109H57V108H56ZM58 109H59V108H58ZM127 109H128V108H127ZM141 109H142V108H141ZM141 109H140V110H141ZM143 109H142V110H143ZM169 109H170V111H171V108H169ZM169 109H168V111H169ZM174 109H175V108H174ZM239 109H240V107H239ZM244 109H245V108H244ZM244 109H242V110L244 111ZM246 109H247V107H246ZM248 109H247V111H246L245 113L248 112ZM38 110H39L40 112H39ZM130 110H131V109H130ZM140 110H138V111H140ZM225 110H226V109H225ZM231 110H232V109H231ZM231 110H230V111H231ZM236 110H237V109H236ZM48 111H49L48 113L52 112L51 110H48ZM144 111H146V110L144 109ZM162 111H163V110H162ZM162 111H161V112H162ZM173 111H174V110H173ZM173 111H172V112H173ZM227 111H229V109H228ZM243 111H242V112H243ZM261 111H263V110L261 109ZM43 112H45V111H43ZM140 112H142V111H140ZM163 112H164V111H163ZM172 112H170V113H171V114H174L176 111H174V113H172ZM213 112H214V111H213ZM215 112H216V111H215ZM237 112H238V110H237ZM240 112H241V111H240ZM240 112H239V113H240ZM255 112H256V111H255ZM30 113H31V112H30ZM32 113H33V112H32ZM34 113H35V112H34ZM56 113H57V112H56ZM146 113H147V112H145V114H146ZM167 113H168V112H167ZM170 113H169V114H170ZM202 113H203V112H202ZM218 113H219V112H218ZM250 113H249V114H250ZM257 113H258V112H257ZM12 114H13V113H12ZM16 114H17V113H16ZM54 114H55V113H54ZM54 114H52V115L54 116ZM142 114H143V113H142ZM145 114H143L144 117H147V118H148V116H150V115L145 116ZM148 114H150V113H148ZM162 114H163V113H162ZM171 114H170V115H171ZM231 114H232V111H231ZM262 114H263V113H262ZM42 115H47V118H48V114H46V113H42ZM135 115H137V114H135ZM139 115L141 116V114H139ZM146 115H147V114H146ZM174 115H177V114H174ZM211 115H212V113H211ZM217 115H218V114H217ZM227 115H229V114L227 113V114H226V117H227ZM232 115H233V114H232ZM236 115H237V114H236ZM244 115H245V114H244ZM255 115H256V114H255ZM255 115H254V116H255ZM49 116H50V115H49ZM153 116H156V117H153ZM160 116H161V114H160ZM167 116H169V115H167ZM167 116H166V117H167ZM208 116H209V115H208ZM212 116H213V115H212ZM214 116H215V114H214ZM233 116H234V115H233ZM233 116H232L231 119H233ZM247 116H248V115H247ZM247 116H246V119L248 118ZM249 116H250V115H249ZM256 116H257V115H256ZM40 117H41V116H40ZM134 117H136V116H134ZM144 117H143V118H144ZM150 117H152V118H158V115H153V114H152V116H150ZM162 117H163V116H162ZM170 117H172V115L168 117V123H169V121L171 120ZM174 117H175V116H173V118H174ZM176 117H177V116H176ZM176 117H175V118H176ZM218 117H219V115H218ZM224 117H225V116H224ZM224 117H223V119H227V118H224ZM258 117H259V116H258ZM262 117H263V116H262ZM4 118H5V117H4ZM137 118H139V116H138ZM140 118H141V117H140ZM177 118H178V117H177ZM214 118H215V117H214ZM214 118H212V119H214ZM7 119H8V118H7ZM10 119H12V117H11ZM159 119H160V118H159ZM162 119H163V118H162ZM202 119H203V118H202ZM204 119H205V118H204ZM249 119H250V117H249ZM252 119H253V118H251V120H252ZM263 119H264V118H263ZM8 120H9V119H8ZM8 120H6V121H8ZM19 120H20V119H19ZM19 120H18V121H19ZM137 120H138V119H137ZM141 120H142V119H141ZM143 120H147V119H143ZM143 120H142V121H143ZM148 120H151V119H148ZM172 120H173V119H172ZM172 120H171V122H170V123H172V124H171V127L174 125V123H173L174 120H173V122H172ZM175 120H176V119H175ZM178 120H179V119H177V121H178ZM180 120H181V118H180ZM180 120H179V121H180ZM227 120H228V119H227ZM229 120H230V119H229ZM254 120H256V119H254ZM9 121H10V120H9ZM18 121H17V122H18ZM142 121L140 122V124H139V122H137L138 125L141 126ZM158 121H159V120H158ZM177 121H176V122H177ZM179 121H178V122H179ZM206 121H208V120H206ZM215 121H216V119H215ZM221 121H222V120H221ZM257 121H258V119H257ZM262 121H263V120H262ZM262 121H260V122H262ZM145 122H146V121H144V123H145ZM155 122H156V121H155ZM164 122H165V120H164ZM180 122L182 123V121H180ZM198 122H199V121H198ZM203 122H204V121H203ZM223 122H224V121H223ZM148 123H149V122H147L146 127L148 126ZM150 123H151V122H150ZM150 123H149V124H150ZM206 123H207V122H206ZM220 123H221V122H220ZM220 123H219V124H220ZM263 123H264V121H263ZM4 124H5V123H4ZM12 124H13V122H12ZM17 124H18V123H17ZM154 124H156V123H154ZM157 124H158V123H157ZM164 124H165V123H164ZM177 124H178V123H177ZM201 124H202V122H201ZM201 124H197V125H199V128H200V125H201ZM210 124H211V123H210ZM212 124H214V123H212ZM219 124H218V125H219ZM260 124H261V123H260ZM15 125H16V124H15ZM19 125L21 126L20 121H19ZM129 125H130V123H129ZM143 125H144V124H143ZM143 125H142V126H143ZM160 125H161V124H160ZM168 125H169V124H168ZM180 125H182V124H180ZM180 125H179V126H180ZM221 125H222V124H221ZM262 125H264V124H262ZM7 126H8V125H7ZM7 126H5V127H7ZM142 126H141V127H142ZM155 126H156V125H155ZM155 126H154V127H155ZM161 126H162V125H161ZM176 126H177V125H176ZM194 126H195V124L193 125V127H194ZM203 126H204V125H203ZM210 126H211V125H210ZM223 126H224V125H223ZM17 127H18V126H17ZM21 127H22V126H21ZM141 127H140V128H141ZM144 127H145V125H144ZM169 127H170V126H169ZM171 127H170V128H171ZM181 127H182V126H181ZM184 127H185V126H184ZM189 127H190V126H189ZM201 127H202V126H201ZM211 127H212V126H211ZM261 127H262V126H261ZM49 128H50V126L48 127V129H49ZM123 128H124V127H123ZM170 128H169V130L172 129V128H171V129H170ZM190 128H191V127H190ZM214 128H215V127H214ZM216 128H217V127H216ZM219 128H220V127H219ZM226 128H227V127H226ZM254 128H255V127H254ZM259 128H260V127H259ZM0 129H1V128H0ZM15 129H16V128H15ZM19 129H20V128H19ZM142 129H145V128L142 127ZM155 129H156V128H155ZM163 129H164V128H163ZM163 129H162V130H163ZM221 129H222V128H221ZM235 129H236V128H235ZM244 129H246V128H244ZM247 129H249V128H247ZM247 129H246V130H247ZM260 129H261V128H260ZM262 129H264V127H262ZM262 129H261V131H262ZM1 130H2V129H1ZM158 130L160 131V129H158ZM167 130H168V129H167ZM167 130H166V131H167ZM179 130H180V129H179ZM183 130H184V129H183ZM189 130H190V129H189ZM196 130H197V128H196ZM196 130H194V131H196ZM205 130H206V129H205ZM212 130H213V129H211V131H212ZM218 130H220V129H218ZM218 130H217V131H218ZM233 130H234V129H233ZM15 131H17V130H15ZM15 131H14V133H16ZM141 131H142V130H141ZM175 131L177 132V130H175ZM187 131H188V129H187ZM194 131H192V132H194ZM217 131H216V132H217ZM239 131H241V130H239ZM253 131H254V130H253ZM256 131H257V130H256ZM256 131H255V132H256ZM261 131H259V132L261 133ZM3 132L5 133V132H8V131H3ZM11 132H12V131H11ZM139 132H140V131H139ZM180 132H181V131H180ZM180 132H179V134H180ZM212 132H214V131H212ZM245 132L247 133L248 130L245 131ZM257 132H258V131H257ZM0 133H1V131H0ZM4 133H1V134H4ZM9 133H10V132H9ZM9 133H8V134H9ZM140 133H141V132H140ZM161 133H162V132H161ZM168 133H169V132H168ZM171 133H172V132H170L169 134H171ZM181 133H182V132H181ZM188 133H189V132H188ZM188 133H187V134H188ZM218 133H220V132H218ZM225 133H226V132H225ZM236 133H237V132H236ZM246 133H245V134H246ZM248 133H249V132H248ZM253 133H254V132H253ZM6 134H7V133H6ZM11 134L13 135V133H11ZM149 134H150V133H149ZM197 134H198V133H197ZM221 134H222V133H221ZM221 134H220V135H221ZM229 134H230V133H229ZM234 134H235V133H234ZM256 134H257V133H256ZM9 135H10V134H9ZM14 135H15V134H14ZM17 135H18V134H17ZM40 135H41V134H40ZM202 135L204 136V134H202ZM210 135H211V134H210ZM213 135H216V137L218 136L217 133H215V134H213ZM213 135H212V136H213ZM231 135H232V134H231ZM237 135H239V134L237 133ZM237 135H236V136H237ZM257 135H259V134H257ZM4 136H5V135H4ZM7 136H8V135H7ZM140 136H142V135H140ZM143 136H145V135H143ZM187 136H188V135H187ZM189 136H190V135H189ZM236 136H235V137H236ZM248 136H249V135H248ZM170 137H171V136H170ZM190 137H191V136H190ZM190 137H189V138H190ZM192 137H193V136H192ZM196 137H197V136H196ZM196 137H195V138H196ZM199 137H200V136H199ZM220 137H222V136H220ZM227 137H228V136H227ZM237 137H238V136H237ZM241 137H243V136H241ZM241 137H239V138H241ZM254 137H255V136H254ZM256 137H257V136H256ZM1 138H2V137H1ZM8 138H9V137H8ZM140 138H141V137H140ZM148 138H149V136H148ZM172 138H173V136H172ZM177 138H178V137H177ZM180 138H181V137H180ZM185 138H186V137H185ZM197 138H198V137H197ZM197 138H196V139H197ZM202 138H203V137H202ZM209 138H210V137H209ZM209 138H208V139H209ZM257 138H258V137H257ZM259 138H262V136L259 137ZM34 139H35V141H36V138H34ZM113 139H114V138H113ZM115 139H116V138H115ZM142 139H143V138H142ZM142 139H141V141H142ZM150 139H151V138H150ZM150 139H149V140H150ZM183 139H184V138H183ZM196 139H195V142H196L197 140H199V139H197V140H196ZM210 139H211V138H210ZM216 139H217V138H215V141H216ZM220 139H221V138H219V140H220ZM236 139H237V138H236ZM236 139H235V140H236ZM246 139H247V138H246ZM143 140H144V139H143ZM165 140H166V139H165ZM176 140H177V139H176ZM176 140H175V141H176ZM230 140H231V139H230ZM260 140H261V139H260ZM263 140H264V138H263ZM114 141H115V140H114ZM150 141H151V140H150ZM169 141H170V140H169ZM204 141H205V140H204ZM204 141H203V142H204ZM206 141H207V140H206ZM211 141H212V139H211ZM215 141L213 140V143H211V144H214ZM247 141H248V140H247ZM247 141H246V142H247ZM32 142H33V141H32ZM39 142H40V141H39ZM155 142H156V141H155ZM177 142H178V141H177ZM180 142H181V140L179 141V143H180ZM182 142H183V141H182ZM195 142H194V143H195ZM209 142H210V140H209ZM209 142H208L207 145L210 144ZM230 142H231V141H230ZM1 143H2V142H1ZM1 143H0V144H1ZM3 143H4V142H3ZM41 143H42V142H41ZM113 143H114V142H113ZM113 143H112V145H113ZM120 143H122V142H120ZM143 143H144V142H142V145H143ZM152 143H153V141H152ZM179 143H178V144H179ZM188 143H190V142H188ZM204 143H205V142H204ZM223 143H224V142H223ZM223 143H222V144H223ZM228 143H229V142H228ZM238 143H239V142L237 141L236 144H238ZM39 144H40V143H39ZM144 144H145V143H144ZM153 144H154V143H153ZM170 144H171V143H169V147H170ZM196 144L198 145V142H197ZM199 144H200V143H199ZM220 144H221V143H220ZM224 144H225V143H224ZM233 144H234V143H233ZM119 145H120V144H119ZM123 145L125 146V144H123ZM162 145H163V144H162ZM207 145H206V146H207ZM243 145H244V144H243ZM1 146H2V145H1ZM1 146H0V147H1ZM31 146H33V145H31ZM38 146H39V145H38ZM126 146H127V145H126ZM144 146H145V145H144ZM144 146H143V148H144ZM151 146H153V145H151ZM173 146H174V145H173ZM183 146H184V145H183ZM212 146H213V145H212ZM212 146L209 145V147H211V148H212ZM224 146H225V145H224ZM237 146H238V145H237ZM254 146H255V145H254ZM122 147H123V146H121V148H122ZM127 147H128V146H127ZM163 147H164V146H163ZM167 147H168V146H167ZM167 147H166V149H167ZM180 147H181V146H180ZM180 147H179V148H180ZM194 147H196V145H195ZM207 147H208V146H207ZM249 147H250V146H249ZM32 148H33V147H32ZM115 148H117V147H115ZM155 148H156V147H155ZM177 148H178V147H177ZM191 148H192V147H191ZM204 148H206V147H204ZM204 148H203V149H204ZM211 148H210V149H211ZM219 148H220V147H219ZM222 148H224V147H222ZM226 148H227V146H226ZM228 148H229V147H228ZM231 148H232V147L230 146V149H231ZM257 148H258V147H257ZM260 148H261V147H260ZM111 149H112V148H111ZM144 149H145V148H144ZM144 149H143V150H144ZM153 149H154V148H153ZM160 149H161V148H160ZM173 149H174V148H173ZM200 149H201V148H200ZM0 150H3V149H0ZM34 150H35V148H34ZM118 150H119V149H118ZM118 150L115 149L116 152H117ZM162 150H163V149H162ZM182 150H183V149H182ZM196 150H197V148H196ZM204 150H205V149H204ZM204 150H203V151H204ZM207 150H209V149H207ZM218 150H219V149H217L216 151H218ZM222 150H223V149H222ZM224 150H226V149L224 148ZM107 151H108V150H107ZM107 151H106V152H107ZM115 151H114V152H115ZM132 151H133V150H132ZM140 151H141V150H140ZM169 151H170V150H169ZM184 151H185V150H184ZM184 151H182V153H183ZM190 151H191V150H190ZM190 151H189V152H190ZM194 151H195V150H194ZM199 151H200V150H199ZM30 152H31V151H30ZM133 152H134V151H133ZM138 152H139V151H138ZM142 152H143V151H142ZM142 152H140V154H141ZM157 152H158V150H157ZM175 152H176V151H175ZM191 152H192V151H191ZM200 152H201V151H200ZM31 153H32V152H31ZM198 153H199V152H198ZM218 153H220V152H218ZM237 153H238V152H237ZM237 153H236V154H237ZM109 154H110V153H108V155H109ZM135 154H136V153H135ZM142 154H143V153H142ZM173 154H174V153H173ZM180 154H181V152H180ZM193 154H194V153H193ZM195 154H196V153H195ZM207 154H208V153H207ZM216 154H217V153H216ZM216 154H215V155H216ZM221 154H222V152H221ZM225 154H228V152H227V153H224V154H222V155H224V156L226 157ZM27 155H28V152H27ZM117 155H118V153H117ZM119 155H120V154H119ZM200 155H202V154H200ZM215 155H213V156H215ZM23 156H24V155H23ZM25 156H26V155H25ZM137 156H138V155H137ZM158 156H159V154L157 153V155L154 156V157L157 158ZM161 156H162V155H161ZM163 156H164V155H163ZM179 156H180V155H179ZM183 156H184V155H183ZM188 156H189V155H188ZM209 156H210V154H209ZM209 156H208V157H209ZM216 156H217V155H216ZM219 156H220V155H219ZM224 156H223V158H224ZM145 157H146V156H145ZM145 157L142 158V162H143V163H144V159H145ZM175 157H176V155H175ZM181 157H182V156H181ZM200 157H201V156H200ZM202 157H203V156H202ZM211 157H212V156H211ZM217 157H218V156H217ZM217 157H216V158L214 157V159L217 160ZM263 157H264V156H263ZM66 158H67V157H66ZM113 158H114V157H113ZM116 158H117V156H116ZM134 158H136V157H134ZM149 158H151V157H149ZM159 158H160V157H159ZM164 158H165V156H164ZM164 158H162L163 161H164ZM178 158H179V161H180V157H178ZM182 158H184V157H182ZM185 158H186V157H185ZM212 158H213V157H212ZM219 158H221V156H220ZM138 159H139V158H138ZM147 159H148V158H147ZM162 159H161V160H162ZM21 160H22V159H21ZM26 160H27V159H26ZM139 160H140V159H139ZM184 160H185V159H184ZM191 160L193 161V159H191ZM216 160H215V162H216ZM218 160H219V159H218ZM221 160H222V159H221ZM232 160H233V159H232ZM232 160H231V161H232ZM63 161H64V160H63ZM145 161H146V159H145ZM148 161H149V160H148ZM163 161H162V163H163ZM177 161H178V159H177ZM195 161H196V160H195ZM201 161H202V160H201ZM201 161H200V162H201ZM16 162H18V161H16ZM65 162H66V161H65ZM105 162H106V161H105ZM137 162H138V161H137ZM142 162H141V164H143ZM184 162H186V160H185ZM213 162H214V161H213ZM18 163H19V162H18ZM26 163H27V162H26ZM106 163H107V162H106ZM106 163H105V164H106ZM110 163L112 164V161H111ZM138 163H140V161H139ZM149 163H150V162H149ZM187 163H188V162H187ZM210 163H212V162H210ZM210 163H209V164H210ZM217 163H218V161H217ZM21 164H22V163H21ZM91 164H92V162H91ZM130 164H131V163H130ZM144 164H145V163H144ZM144 164H143V165H144ZM177 164H178V163H177ZM192 164H193V163H192ZM192 164H191V165H192ZM196 164H197V163H196ZM212 164H213V163H212ZM23 165H24V164H23ZM65 165H66V164H65ZM117 165H119V164H117ZM134 165H136V162H135ZM138 165L141 166L140 164H138ZM138 165H137V166H138ZM143 165H142V166H143ZM178 165H179V164H178ZM185 165H186V164H185ZM194 165H195V164H193V166H194ZM205 165H206V164H205ZM13 166H14V165H13ZM19 166H20V165H19ZM21 166H22V165H21ZM108 166H109V164H108ZM120 166H121V165H120ZM132 166H133V165H132ZM137 166H134V167H136V168L138 169L139 166H138V167H137ZM149 166H150V165H149ZM181 166L183 167V172H185V171H186L185 169H186L187 167H186V166H183V165H181ZM181 166H180V168H181ZM196 166H197V165H196ZM201 166H202V164H201ZM210 166H211V168H213L212 165H210ZM221 166H222V165H221ZM221 166L219 165L218 167L220 168ZM24 167H25V166H24ZM127 167H129V166H127ZM134 167H133V168H134ZM146 167H147V166H146ZM150 167H151V166H150ZM184 167H186V168L184 169ZM191 167H192V166H191ZM202 167H203V166H202ZM202 167H200V168H202ZM252 167H253V166H252ZM16 168H17V170H18V168H21V167H16ZM26 168H27V167H26ZM30 168H31V167H30ZM107 168H109V167H107ZM107 168H105V169H107ZM114 168H115V167H114ZM117 168H119V166H118ZM133 168H132V170H133ZM139 168H140V167H139ZM144 168H145V166H144ZM175 168H176V167H175ZM221 168H222V167H221ZM82 169H83V168H82ZM105 169H104V170H105ZM120 169H121V168H120ZM124 169H125V168H124ZM126 169H127V168H126ZM130 169H131V168H130ZM134 169H135V168H134ZM141 169H142V168H141ZM147 169H148V168H147ZM149 169H150V168H149ZM188 169H190V167H189ZM213 169H214V168H213ZM13 170H14V167H13ZM17 170H15V171H17ZM23 170H24V169H23ZM72 170H73V169H72ZM76 170H77V169H76ZM104 170H103V171H104ZM143 170H144V169H143ZM184 170H185V171H184ZM199 170H200V169H199ZM199 170H198V173H199ZM207 170L214 171V170H211V169H207ZM215 170H216V169H215ZM220 170H221V169H220ZM18 171H19V170H18ZM106 171H107V170H106ZM106 171H105V172H106ZM117 171H118V170H117ZM117 171H116V172L113 171V173H115V176H116ZM122 171H123V170H122ZM129 171H130V170H129ZM133 171L135 172V170H133ZM136 171H140V172H141V170H139V169L136 170ZM147 171H148V170H147ZM150 171H151V170H150ZM163 171H164V170H163ZM187 171H188V170H187ZM189 171H190V172H189V173H190V176H188L189 173L187 172L188 175L185 174V177H186V175H187V177H190V178H189V182L187 181V182L189 183V184L187 183L188 186H189V187L187 188V191H188L189 196H190V198H191V199L188 198V199H190V204H189V205H190V208H189V207H188V208L184 207L182 210H180V211H179V215H180V217H179V221L177 220L178 223H176L177 221H175L176 224H175V225H174L173 223H172V224H173L174 226H176V225L178 224L177 226L180 227V228H182V229H183V228H184V229L186 228V229L188 230V228H189V230L192 229L193 231H194L196 228H197L198 230H199V228H200L199 231H200L202 234L200 235V237H199L197 240L195 239L196 241L194 242V244H192V245L190 246V249H188V250H189V256H188V258L185 259L184 264H220V263H221V264H264V253L259 252V250L257 249V242H256L255 240L250 239V238H252L253 236L249 238L248 236L245 235V234H246L245 232H244L245 234H243V235H241V236H239V234H238V231H244L243 218H242V217H243L242 211H245V209H246L245 207H243L244 204H243V205H242V204H241V205H238V206H239V209L236 207V208H237V209H236L237 211H235L234 213H233V212H229V216H228V219H227V223H226V227H225V228H221V229L218 228V229H216V231H214L213 233H211V230H210V228H209V224H208V222L206 221V215H205V212H204L203 205H201V204H202V203H201V200H202V193H201V189H200V187L203 186V185H200V183L198 182V181H200V180L198 179V178L200 177V175H198V178H197L198 181H197V179L195 178L196 176H195V177H194V175L191 176V174H193V173H191V172H192L191 169H190ZM195 171H196V170H195ZM200 171H201V170H200ZM256 171H257V170H256ZM1 172H2V171H1ZM11 172H12V171H11ZM65 172H66V171H65ZM74 172H75V171H74ZM108 172H109V171H108ZM110 172H111V170H110ZM120 172H121V171H120ZM120 172H118L119 175H120ZM124 172H125V171H124ZM124 172H123V174H124ZM126 172H127V170H126ZM134 172H133V173H134ZM140 172H139V173H140ZM145 172H146V170H145ZM145 172H144V173H145ZM148 172H149V171H148ZM196 172H197V171H196ZM205 172H207V171H205ZM205 172H204V173H205ZM12 173H13V172H12ZM15 173H16V172H15ZM91 173H92V172H91ZM136 173H138V172H136ZM136 173H135V174H136ZM142 173H143V172H142ZM157 173H158V172H156V175H157ZM159 173H161V172H159ZM260 173H261V172H260ZM6 174H7V173H6ZM72 174H73V172H72ZM95 174H96V173H95ZM105 174H106V173H105ZM126 174H127V173H126ZM128 174H129V173H128ZM148 174H149V173H148ZM150 174H151V173H150ZM202 174H203V172H202ZM109 175H110V174H109ZM117 175H118V174H117ZM130 175L132 176V173H131V172H130ZM136 175H137V174H136ZM136 175H134L133 177H135V178L137 179V176H136ZM139 175H140V174H139ZM156 175H154V176H156ZM170 175H171V174H170ZM207 175H209V174H207ZM263 175H264V174H263ZM70 176H71V175H70ZM90 176H91V175H90ZM127 176H128V175H127ZM127 176H126V177H127ZM143 176H144V174H143ZM149 176H151V175H149ZM149 176H148V177H149ZM173 176H174V175H173ZM175 176H176V175H175ZM204 176H205V175H204ZM253 176H254V175H253ZM108 177H109V176H108ZM108 177H107V178H108ZM111 177H112V176H111ZM113 177H114V175H113ZM120 177H121V176H120ZM129 177H130V176H129ZM146 177H147V175H145V178H146ZM151 177H153V176H151ZM185 177H183V178H185ZM187 177H186V179H188ZM206 177H207V176H206ZM243 177H244V176H243ZM84 178H85V177H84ZM104 178H105V177H104ZM109 178H110V177H109ZM109 178H108V179H109ZM123 178H124V177H123ZM138 178H140V176H139ZM154 178H155V177H153L152 180H153ZM157 178H158V180H163V179H164L163 176H162L161 174L158 175ZM168 178H170V177L168 176ZM179 178H180V177H179ZM202 178H203V176H202ZM246 178H249V177H246ZM7 179H8V178H7ZM18 179H19V178H18ZM89 179H90V178H89ZM121 179H122V178H121ZM128 179H129V178H128ZM257 179H258V178H257ZM262 179H263V178H262ZM16 180H17V178H16ZM16 180H14V181L12 180L13 183H14ZM103 180H104V179H103ZM123 180H124V179H123ZM123 180H122V181H123ZM143 180H144V179H143ZM146 180H147V179H146ZM148 180H150V179H148ZM156 180H157V179H156ZM168 180H169V179H168ZM168 180H167V178H166V181H168ZM171 180H173V179L171 178ZM184 180H185V179H184ZM202 180H203V179H202ZM202 180H201V182H202ZM205 180H206V178H205ZM252 180H253V178H252ZM20 181H21V180H20ZM74 181H75V180H74ZM106 181H107V179H106ZM112 181H113V180H112ZM115 181H116V180H115ZM115 181H114V182H115ZM117 181H118V180H117ZM125 181H126V180H125ZM125 181H124V182H125ZM128 181H129V180H128ZM132 181H135V180H132ZM137 181H138V179H137ZM137 181H135V182H137ZM150 181H151V180H150ZM166 181H164V182H166ZM169 181H170V180H169ZM181 181H182V180H181ZM242 181H243V180H242ZM10 182H11V181H10ZM18 182H19V181H18ZM79 182H80V181H79ZM87 182H88V181H87ZM120 182H121V181H119L118 183H120ZM151 182H152V181H151ZM178 182H179V181H178ZM184 182H185V181H184ZM184 182H183V183H184ZM247 182H248V181H247ZM15 183H17V182H15ZM15 183H14V184H15ZM102 183H103V182H102ZM102 183H101V184H102ZM107 183H108V181L106 182V184H107ZM118 183H117V184H118ZM121 183H122V182H121ZM121 183H120V184H121ZM127 183H128V182H126V185H124V186H127V187H128L129 183H128V184H127ZM139 183H140V179H139ZM170 183H171V181H170ZM242 183H243V182H242ZM9 184H10V183H9ZM18 184H19V183H18ZM99 184H100V183H99ZM99 184H98V185H99ZM109 184H110V183H108L107 186H108ZM122 184H124V183H122ZM137 184H138V183H137ZM144 184H145V183H144ZM144 184H142V185H144ZM148 184H149V181H148ZM153 184H154V183H153ZM153 184H152L150 187H153ZM202 184H203V183H202ZM6 185L8 186V182H7ZM6 185H4V186L6 187ZM16 185H17V184H16ZM95 185L97 186V183H96ZM103 185H104V184H103ZM111 185L113 186L112 183H111ZM131 185H132V184H131ZM131 185H129V186H131ZM139 185H140V184H139ZM149 185H150V184H149ZM161 185H162V184H160V187H158V189L156 188V190L159 191L158 193H161V192L163 191V189L165 188V187L163 188ZM180 185H181V183H180ZM180 185H179V186H180ZM239 185H240V184H239ZM93 186H94V183H93ZM99 186H100V185H99ZM105 186H106V185H105ZM137 186H138V185H137ZM137 186H136V187H137ZM157 186H158V184H157ZM166 186H167V185H166ZM181 186H182V185H181ZM185 186H186V185H185ZM235 186H236V185H235ZM9 187H10V186H9ZM11 187H12V186H11ZM75 187H76V186H75ZM90 187H91V186H90ZM90 187H89V188H90ZM103 187H104V186H103ZM110 187H111V186H110ZM110 187H109V188H110ZM122 187H123V185H122ZM131 187H134V185L131 186ZM190 187H191V188H190ZM7 188H8V187H7ZM16 188H17V186H16ZM112 188H113V187H112ZM117 188H118V187H117ZM128 188H129V187H128ZM134 188H135V187H134ZM143 188H144V187H143ZM145 188H146V187H145ZM148 188H149V186H148ZM203 188H204V187H203ZM209 188H210V187H209ZM238 188H239V187H238ZM256 188H257V187H256ZM12 189H13V188H12ZM99 189H103V188L99 187ZM106 189L109 190L108 188H106ZM110 189H111V188H110ZM119 189H120V188H119ZM123 189H124V188H123ZM140 189L142 190V186H140ZM150 189H151V188H150ZM152 189H154V188H152ZM181 189H182V188H181ZM0 190H1V189H0ZM5 190H6V189H5ZM90 190H91V189H90ZM120 190H121V189H120ZM128 190H129V189H127V190L125 189V190H123V192H124V191L127 192ZM146 190H149V189H146ZM165 190H166V189H165ZM169 190H170V188L167 189V191H169ZM1 191H2V190H1ZM1 191H0V192H1ZM11 191H12V190H11ZM86 191L88 192V189H87ZM86 191H84V192H86ZM93 191H94V190H93ZM96 191H97V190H96ZM96 191H95V192H96ZM100 191H102V190H100ZM100 191H99V193H100ZM109 191H110V190H109ZM114 191H115V190H114ZM114 191H113V192H114ZM116 191H118V190H116ZM121 191H122V190H121ZM121 191H120V192H121ZM129 191H130V190H129ZM134 191H135V189H134ZM137 191L139 192V190H137ZM151 191H152V190H151ZM154 191H155V190H154ZM180 191H181V190H180ZM237 191H238V190H237ZM97 192H98V191H97ZM97 192H96L95 195H90V196H92V197H91V200H94V201L98 200V202H96V203H99V199L101 198V196H99V195L97 194ZM102 192H104V191H102ZM125 192H124V194H125ZM135 192H136V191H135ZM144 192H145V191H144ZM152 192H153V191H152ZM163 192H165V191H163ZM238 192L241 193L240 191H238ZM1 193H2V192H1ZM1 193H0V194H1ZM20 193H21V192H20ZM91 193H92V190H91ZM106 193H108V192L106 191ZM116 193H117V192L111 193V195H112V194H116ZM127 193H128V192H127ZM129 193H130V192H129ZM129 193H128V194H129ZM132 193H133L132 195H134V192H132ZM156 193H157V192H156ZM205 193H206V192H205ZM86 194H87V193H86ZM89 194H90V192H89ZM92 194H94V193H92ZM119 194H120V197H117V195H116V196L114 197V199H115V198H121V196H122L123 193H122V194L119 193ZM124 194H123V195H124ZM128 194H127V196H128ZM146 194H147V191H146V193H145L144 195H146ZM148 194H151V193H148ZM168 194H169V193H168ZM178 194H180V192H179ZM2 195H3V194H2ZM84 195H85V194H84ZM101 195H102V193H101ZM107 195H108V194H107ZM107 195H105V196H106V198L108 199L109 197H107ZM130 195H131V194H130ZM130 195H129V196H130ZM140 195L142 196V198L145 197V196L143 197L142 193H140ZM158 195H159V194H157V197L159 198ZM162 195H163V194H162ZM241 195H242V193L240 194V196H241ZM14 196H15V195H14ZM80 196H81V195H80ZM80 196H79V197L77 196V197L80 199ZM105 196H103V197H104V200H106ZM109 196H110V195H109ZM118 196H119V195H118ZM124 196H125V195H124ZM124 196H123V197H124ZM129 196H128V197H129ZM153 196H155V198H156L155 193H154L151 197H153ZM160 196H161V195H160ZM164 196H165V195H164ZM172 196H173V195H172ZM177 196H178V195H177ZM238 196H239V195H238ZM2 197H3V196H2ZM81 197H82V196H81ZM110 197L112 198V196H110ZM130 197H131V196H130ZM139 197H140V196H139V194H138V196H137L136 198L139 199ZM178 197H179V196H178ZM181 197H182V195H181ZM231 197H232V196H231ZM82 198H83V197H82ZM87 198H88V197H87ZM125 198H127V197H124V200H125ZM136 198H135V199H136ZM149 198H150V196H149ZM149 198H148V199H149ZM153 198H154V197H153ZM153 198H151V199H153ZM168 198H169V196H168ZM170 198H171V197H170ZM170 198H169V199H170ZM252 198H253V197H252ZM71 199H72V198H71ZM109 199H110V198H109ZM114 199H113V200H114ZM128 199H131V202L133 201V200H132V197H131V198H128ZM128 199H126V200L128 201ZM135 199H134V200H135ZM145 199H146V198H145ZM204 199H205V198H204ZM73 200H74V199H73ZM87 200H88V199H87ZM101 200H102V199H101ZM101 200H100V202H101ZM115 200H116V199H115ZM117 200H118V199H117ZM122 200H123V199H122ZM126 200H125V202H126ZM139 200H141V199H139ZM139 200L136 199V202L139 201ZM160 200H161V199H160ZM235 200H236V199H235ZM71 201H72V200H71ZM80 201H82V199H81ZM106 201H107V200H106ZM108 201H109V200H108ZM118 201H119V200H118ZM141 201H142V200H141ZM146 201H147V200H146ZM152 201H153V200H152ZM152 201H151V203H153ZM169 201L171 202L172 199L169 200ZM173 201H174V200H173ZM203 201H204V200H203ZM232 201H233V200H232ZM232 201H231V202H232ZM89 202H90V201H89ZM115 202H116V201H115ZM115 202H114V204H115ZM121 202H122V201H121ZM125 202H124V203H125ZM128 202H130V200H129ZM131 202H130V203H131ZM142 202H145V201L143 200ZM147 202H148V201H147ZM175 202L178 203L177 200H175ZM175 202H173L174 205L172 204L173 207H175ZM186 202H187V201H186ZM188 202H189V201H188ZM246 202H247V201H246ZM71 203H73V201H72ZM92 203H93V202H92ZM107 203H108V202H107ZM112 203H113V202H112ZM116 203H117V202H116ZM130 203H129V204H130ZM139 203H141V202H138L137 206L140 205ZM145 203H146V202H145ZM145 203H144V204H145ZM149 203H150V201H149ZM149 203H148V204H149ZM151 203H150V204H151ZM236 203H237V202H235V204H236ZM241 203H242V202H241ZM75 204H76V203H75ZM82 204H83V203H82ZM82 204H81V206H82ZM94 204H95V202L93 203V205H94ZM104 204H105V203H104ZM120 204H122V203H120ZM133 204H134V203H133ZM144 204H141V205L143 206ZM167 204H168V203H167ZM170 204H171V203H170ZM83 205H86V204H83ZM96 205H98V204H96ZM96 205H95V206H96ZM99 205H100V204H99ZM99 205H98V206H99ZM112 205H113V204H112ZM123 205H124V204H123ZM130 205H131V204H130ZM168 205H169V204H168ZM172 205H171V208H167V207H166L167 205H166V206H165V208H167L166 211H168V209H173V208H172ZM72 206H74V205L72 204L70 207H72ZM75 206H76V205H75ZM118 206H119V204H118ZM131 206H132V205H131ZM131 206H130V207H131ZM137 206H136V207H137ZM150 206H151V205H150ZM155 206H156V204H155ZM155 206H153V207H155ZM157 206H159V207L162 206V207H163V205H161V206H160V205H157ZM157 206H156V208H159V207H157ZM169 206H170V205H169ZM76 207H78V205H77ZM76 207H75V208H76ZM85 207H87V206H85ZM85 207L83 206L84 209H85ZM91 207H92V205H91ZM91 207H90V204H89V206H88L87 208H90V209H91ZM101 207H102V206H101ZM112 207H113V206H112ZM119 207H120V206H119ZM126 207H128L127 204H126ZM143 207H144V206H143ZM143 207H142V209H143ZM146 207H147V206H146ZM162 207H161L160 209H162ZM178 207H179V206H178ZM61 208H62V206H61ZM67 208H68V206H67ZM72 208H73V207H72ZM75 208H73V210H74ZM83 208H82V209H83ZM92 208H93V207H92ZM96 208H97V207H96ZM102 208H103V207H102ZM102 208H100V209H102ZM106 208H107V207H106ZM106 208H104V209H106ZM109 208H110L109 210H112V209H111V205L109 206ZM139 208H141V207L139 206ZM156 208H155V209H156ZM243 208H245V209L243 210ZM113 209H114V208H113ZM121 209H122V207H121ZM134 209H136V208L134 207ZM142 209H141V210H137V211H139L138 213H140V211H142ZM152 209H153V208H152ZM160 209H159L158 211H160ZM179 209H180V208H179ZM230 209H231V208H230ZM59 210H60V208H59ZM65 210H68V209H65ZM69 210H70V209H69ZM86 210H87V209H86ZM92 210H95V211H96L95 207H94V209H92ZM107 210H108V209H107ZM143 210H144V209H143ZM162 210H163V209H162ZM173 210H175V209H173ZM17 211H18V210H17ZM61 211H62V210H61ZM63 211H64V210H63ZM81 211L84 212V210H81ZM81 211H79V212H81ZM89 211H90V212H93V211H91V210H89ZM89 211L87 210V211H85L84 213H87V212H89ZM101 211H102V210H101ZM101 211H99V212H101ZM104 211H105V210H104ZM104 211H103V214H104ZM115 211H116V210H115ZM154 211H155V210H154ZM163 211H164V210H163ZM163 211H161V212H163ZM170 211H171V210H170ZM170 211H169V212H170ZM18 212H19V211H18ZM71 212H72V211H71ZM75 212H76V211H75ZM83 212H82V214H83ZM111 212H112V211H111ZM113 212H114V210H113ZM123 212L125 213L124 209H123ZM127 212L129 213V211H127ZM127 212H126V214H127ZM131 212H132V211H131ZM156 212H157V209H156ZM169 212H168V213H169ZM174 212H175V211H174ZM174 212H173V213H174ZM246 212H248V211H246ZM19 213H20V212H19ZM56 213H57V212H56ZM61 213H62V212H61ZM61 213H60V214H61ZM105 213L107 214V212H105ZM134 213H135V212H134ZM138 213H137L136 215H139ZM147 213H148V211H147ZM164 213H165V212H164ZM168 213H167V214H164V215H166V217L164 216V218H167V216L169 215ZM217 213H218V211H216V212L214 213V215H212V217H213L212 220L216 217L215 214H217ZM60 214H59V215H60ZM69 214H70V213H69ZM82 214H81V215H82ZM88 214H89V213H88ZM98 214H99V213H98V211H97V214H96V215L98 216ZM109 214H110V213H109ZM119 214H120V212H119ZM122 214H123V213H122ZM122 214H121V215H122ZM152 214H155V212L152 213ZM156 214H157V216H160V218H163V217H162V215H163L162 213H158V212H157ZM156 214H155V215H156ZM160 214H162V215H160ZM177 214H178V213H177ZM14 215H15V214H14ZM29 215H30V218H32V217H31V213H30ZM29 215H28V216H29ZM66 215H67V214H66ZM76 215H77V214H76ZM79 215H80V214H79ZM86 215H87V214H86ZM96 215H95V212H94V215H93V216H96ZM99 215H100V214H99ZM124 215H125V214H124ZM124 215H122L121 217H123V219H126V218H124ZM136 215H135V219H134V221H136V220L138 219V218H136V217H137ZM141 215H143V214H141ZM145 215H146V214H145ZM149 215H151V214H149ZM15 216H16V215H15ZM32 216H33V215H32ZM60 216H61V215H60ZM63 216H65V215H63ZM83 216H84V215H83ZM83 216L80 217V218H83ZM106 216H107V215H106ZM106 216L103 217V218H106ZM12 217H13V216H12ZM70 217H71V216H70ZM72 217H73V216H72ZM75 217H77V216H75V214H74V218H75ZM78 217H79V216H78ZM78 217H77V218H78ZM89 217H91V216H89ZM89 217H88V218H85V219H89ZM99 217H100V216H99ZM113 217H114V216H113ZM118 217H119V216H118ZM118 217H117V218H118ZM138 217H140V216H138ZM142 217H143V216H142ZM153 217H154V216H153ZM153 217H152V218H153ZM171 217H172V216H171ZM16 218H17V217H16ZM66 218H67V217H66ZM93 218H94V217H93ZM93 218L91 217V222L93 221V220H92ZM107 218H109V216H108ZM107 218H106V219H107ZM117 218H114V219H117ZM146 218H147V216H146ZM152 218H151V219H152ZM154 218H155V217H154ZM154 218H153V220H154ZM160 218H159V219H160ZM172 218H173V217H172ZM50 219H51V218H50ZM59 219H60V218H59ZM64 219H65V218H64ZM67 219H68V218H67ZM70 219H71V218H70ZM75 219H76V218H75ZM75 219H74V220H75ZM97 219H98V218H97ZM118 219H119V218H118ZM121 219H122V218H121ZM168 219H169V217H168L166 220H168ZM40 220H41V219H40ZM55 220H56V219H55ZM71 220H73V218H72ZM71 220H70V221H71ZM78 220H79V219H78ZM78 220H77V221H78ZM80 220H81V219H80ZM80 220H79V221H80ZM94 220H95V219H94ZM98 220H99V219H98ZM110 220H111V218H110ZM110 220H109V221H110ZM129 220H130V219H129ZM132 220H133V219H132ZM160 220H161V219H160ZM160 220H158V222H159ZM250 220H251V219H250ZM67 221H68V220H67ZM70 221H69V223H70ZM77 221H76V223H77ZM81 221H83V220H81ZM81 221H80V222H81ZM85 221H86V220H85ZM85 221H84V222H85ZM95 221H96V220H95ZM102 221H103V220H102ZM117 221H118V220H117ZM149 221H151V220L149 219ZM149 221H148V222H149ZM252 221H253V220H252ZM63 222H65V221H63ZM80 222L78 223L79 226H80ZM93 222H94V221H93ZM105 222H106V221H105ZM112 222H113V221H112ZM132 222H133V221H132ZM144 222H145V221H144ZM148 222H147V223H148ZM151 222H152V221H151ZM153 222H154V221H153ZM167 222H168V221H167ZM66 223H67V222H66ZM71 223H72V221H71ZM71 223H70V224H71ZM73 223H74V222H73ZM73 223H72V224H73ZM76 223H74V224H76ZM82 223H83V222H82ZM85 223H86V222H85ZM85 223H84V224H85ZM98 223H99V221H98ZM145 223H146V222H145ZM154 223L156 224V222H154ZM72 224H71V227H72ZM104 224H105V223H104ZM104 224H103V225H104ZM109 224H110V223H109ZM116 224H117V223H116ZM121 224H124V220H123V223H121ZM133 224H134V223H133ZM137 224H138V223H137ZM137 224H136V222H135V225H137ZM32 225H33V224H32ZM32 225H31V226H32ZM68 225H69V224H68ZM88 225H91V224H88ZM103 225H102V226H103ZM107 225H108V223H107ZM143 225H144V224H143ZM150 225H151V227H153V226H152L153 224H150ZM150 225H149V226H150ZM173 225H172V227H173ZM255 225H256V224H255ZM34 226H35V225H34ZM34 226H33V227H34ZM62 226H63V225H62ZM69 226H70V225H69ZM73 226H74L73 228H75V226H77V224H76V225H73ZM79 226H78V227H79ZM81 226H82V225H81ZM115 226H116V225H115ZM133 226H134V225H133ZM145 226L147 227V225H145ZM149 226H148L147 228H149ZM159 226H160V225H158V227H159ZM24 227L26 228V226H24ZM33 227H30V226H29V229L31 228V231H32V228H33ZM105 227H106V226H105ZM108 227H109V225L107 226V228H108ZM154 227H155V226H154ZM221 227H222V226H221ZM258 227H259V226H258ZM17 228H19V227H17ZM20 228H21V227H20ZM20 228H19V229H20ZM25 228L22 229V231L25 230ZM34 228H35V227H34ZM64 228H65V227H64ZM81 228H83V226H82ZM84 228H85V227H84ZM89 228H90V227H89ZM89 228H86V229H89ZM110 228H112V227L110 226ZM110 228H109V230H110ZM114 228H115V227H114ZM133 228H134V227H133ZM136 228H137V226H136ZM136 228H135L134 230L139 229V228H137V229H136ZM169 228H170V227H169ZM169 228H167V229H169ZM256 228H257V227H256ZM79 229H80V228H79ZM126 229H127L126 231L124 230L125 233H127V232L129 231V227H127ZM140 229H141V228H140ZM154 229H156V228H154ZM159 229H161V228H159ZM197 229H196L195 231H197ZM254 229H255V228H254ZM45 230H46V229H45ZM62 230H63V229H62ZM82 230H83V229H82ZM109 230H108V231H109ZM119 230H120V228H119ZM148 230H149V229H148ZM173 230H174V229H173ZM173 230H172V232H173ZM178 230L180 231L179 228H178ZM178 230H177V232H179ZM187 230H186V231H187ZM201 230H202V231H201ZM20 231H21V230H20ZM25 231H27V229H26ZM33 231H34V229H33ZM46 231H48V230H46ZM86 231H87V230H86ZM106 231H107V230H106ZM108 231H107V232H108ZM142 231H144V230H142ZM161 231H162V230H161ZM168 231H169V230H168ZM186 231H185V232H186ZM256 231H258V230H256ZM35 232H36V231H35ZM35 232H34V233H35ZM37 232H38V231H37ZM148 232H149V231H148ZM157 232H158V231H157ZM166 232H167V231H166ZM170 232H171V231H170ZM175 232H176V230H175ZM11 233H12V232H11ZM14 233H15V230H14ZM19 233H20V232H19ZM23 233H24V232H23ZM31 233H33V232H31ZM89 233H91V232L89 231ZM102 233H104V232H102ZM105 233H106V232H105ZM128 233H129V232H128ZM153 233H154V232H153ZM159 233H161V232H159ZM173 233H174V232H173ZM180 233H181V231H180ZM186 233H190V234H192V231H191V232H186ZM194 233H195V232H193L192 237H193V236H196V235H194ZM196 233H197V232H196ZM12 234H13V233H12ZM21 234H22V233H21ZM35 234H36V233H35ZM37 234H40V233L38 232ZM99 234H100V233H99ZM111 234H112V232H111ZM114 234L117 235L116 232H115ZM114 234H113V235H114ZM123 234H124V232H123ZM148 234H149V233H148ZM148 234H147V235H148ZM167 234H168V233H167ZM178 234H179V233H178ZM15 235H16V234H15ZM22 235H23V234H22ZM24 235H25V234H24ZM27 235H28V237H29V233H28ZM57 235H58V234H57ZM88 235H89V234H88ZM92 235H93V234H92ZM105 235L107 236V234H105ZM105 235H104V237H105ZM113 235H112V236H113ZM115 235H114V236H115ZM119 235H121V234H119ZM119 235H118L117 237H119ZM156 235H157V234H156ZM162 235H164V234H162ZM172 235H173V234H172ZM172 235H171V236H172ZM10 236H11V235H10ZM17 236H19V235H17ZM17 236H16V237H17ZM35 236H36V235H35ZM35 236L33 235V237L30 236L29 238H31V239L33 238V239H34ZM37 236H38V235H37ZM37 236H36V237H37ZM39 236H41V235H39ZM55 236H56V235H55ZM90 236H91V235H90ZM90 236H89L88 238H90ZM94 236H96V235H94ZM121 236H124V235H121ZM126 236H127V235H126ZM149 236H150V235H149ZM149 236H148V237H149ZM151 236H152V235H151ZM166 236H167V235H166ZM166 236H165V238H166ZM187 236H188V234H187ZM13 237H15V236H13ZM16 237H15V238H16ZM19 237H20V236H19ZM21 237H22V236H21ZM24 237H25V236H24ZM43 237H44V234H43ZM98 237H99V236H98ZM143 237H144V236H143ZM148 237H147V238H148ZM157 237H159V236H157ZM168 237L170 238V236H167V238H168ZM184 237H185V235H184ZM184 237H182V239H183ZM38 238H39V237H37V239H38ZM40 238H41V237H40ZM44 238L46 239V236H45ZM51 238H52V237H51ZM55 238H57V237H55ZM94 238H95V237H94ZM100 238H101V236H100ZM107 238L109 239V238H110V235H109ZM114 238H116V237H114ZM114 238H113V239H114ZM125 238H126V237H125ZM160 238H161V237H160ZM165 238L163 237V239H165ZM174 238H175V236H174ZM227 238H229V239L231 238V242H230L231 244H230V245H229V244L227 243V241H226ZM11 239H12V238H11ZM17 239H18V238H17ZM20 239L22 240V238H20ZM26 239H27V236H26ZM37 239H36V240H37ZM41 239H42V238H41ZM41 239H40V240H41ZM102 239H103V238H102ZM110 239L113 240L112 237H111ZM117 239L119 240V238H117ZM141 239H142V238H141ZM145 239H146V237H145ZM148 239H149V238H148ZM161 239H162V238H161ZM163 239H162V240H163ZM170 239L172 240L173 238H170ZM170 239H169V240H170ZM177 239H178V238H177ZM177 239H176V240H177ZM208 239H209V240H208ZM13 240H14V239H13ZM13 240H12V241H13ZM23 240H24V239H23ZM40 240H37V241L39 242ZM90 240H91V238H90ZM98 240H99V239H98ZM103 240H105V239H103ZM103 240H101V242H103ZM111 240H110V241L108 240V242H112ZM150 240H151V239H150ZM153 240H154V239H153ZM155 240H160V239H155ZM165 240H166V239H165ZM171 240H170V241H171ZM176 240H175V241H176ZM27 241H28V240H27ZM37 241H36V243H37ZM41 241H42V240H41ZM95 241H96V239H95ZM119 241L122 242V241H125V239L123 240L122 237H121V240H119ZM119 241H116L115 243L119 244V243H118ZM141 241H142V240H141ZM151 241H152V240H151ZM175 241L173 240V241H172V244H173V242H175ZM182 241H184V240H182ZM182 241H181V239H180V241H178V242H182ZM192 241H193V239H192ZM260 241H261V240H260ZM4 242H5V241H4ZM4 242H3V243H4ZM6 242H7V241H6ZM13 242H15V240H14ZM22 242H23V241H22ZM24 242H26V241L24 240ZM24 242H23V243H24ZM28 242H32V241H30V239H29ZM65 242H66V241H65ZM96 242L99 243L100 240H99V242H98V241H96ZM96 242H95V243H96ZM121 242H120V243H121ZM133 242H134L135 245L137 244V246H138V243H135V241H133ZM139 242H140V241H139ZM144 242L149 244L150 241H148V242L144 241ZM144 242H143V244H144ZM155 242H157V241H155ZM162 242H163V241H162ZM185 242H186V240H185ZM185 242H183V244H182V245H184V247H185ZM189 242H190V240H189ZM217 242L220 243V245H219L220 248H221V247H222V248H226V250H227V252L224 250V253H226V256L223 255L224 258H222V260L219 259V258H217V257H218V255H217L218 251H217L216 249L219 248L217 245H215V244H217ZM17 243H18V241L16 242V244H17ZM33 243H35V242H33ZM39 243H40V242H39ZM39 243H38V244H39ZM76 243H77V241H76ZM86 243H87V242H86ZM92 243H94L93 240H92V242H91L90 244H92ZM95 243H94V244H95ZM150 243H151V242H150ZM153 243H154V242H153ZM158 243H160V242H158ZM158 243H157V244H158ZM175 243H176V242H175ZM8 244H9V243H8ZM8 244H7V245H8ZM14 244H15V243H14ZM25 244H27V243H24V245H25ZM30 244L32 245V243H30ZM30 244H29V245H30ZM38 244H37V245H38ZM94 244H92V245H94ZM117 244H116V245H117ZM122 244H123V243H122ZM160 244H161V243H160ZM160 244H159V246H161ZM172 244H171V245H172ZM177 244L179 245L180 243H177ZM0 245H2V244H0ZM10 245H11V242H10ZM31 245H30V246H31ZM43 245H45V244H43ZM63 245H64V244H63ZM63 245H62V247H64ZM92 245H91V247H92ZM109 245H110V243H109L107 246H109ZM135 245H134V246H135ZM149 245H150V244H149ZM154 245H156V243L153 244L152 247H154ZM173 245H174V244H173ZM178 245H177V246H178ZM14 246L16 247V245H14ZM14 246H13V247H14ZM19 246H20V245H19ZM22 246H23V244H22ZM22 246H21V247H22ZM25 246H27V245H25ZM30 246H29V248H30ZM39 246H40V245H39ZM45 246H47V245H45ZM100 246H101V245H100ZM103 246H104V245H103ZM107 246H106V247H107ZM119 246H121V245H119ZM119 246H118V247H119ZM137 246H136V247H137ZM177 246H176V247H177ZM0 247H1V246H0ZM35 247H36V246H35ZM72 247H73V246H72ZM74 247H76V244L74 245ZM87 247H88V246H87ZM91 247H90V248H91ZM97 247H98V246H97ZM115 247H117V246H115ZM130 247H131V245H130ZM148 247H149V246H148ZM152 247H151V248H152ZM156 247H157V245L155 246V248H156ZM176 247H175V249H176ZM180 247H181V246H180ZM188 247H189V245H188ZM234 247H235V248H236V247H239V248H240V250L238 251V253H234V252L232 251V249H233ZM19 248H20V247H19ZM23 248H24V247H23ZM25 248H26V247H25ZM27 248H28V247H27ZM33 248H34V246H33L32 249H30V250L32 251ZM36 248H37V247H36ZM45 248H46V247H45ZM98 248H99V247H98ZM102 248H103V247H102ZM102 248H101V249H102ZM107 248H108V247H107ZM113 248H114V247H113ZM128 248H129V247H128ZM139 248H140V247H139ZM142 248H145V247H142ZM142 248H140V249L142 250ZM173 248H174V247H173ZM181 248H183V246H182ZM11 249L13 250V248H11ZM34 249H35V248H34ZM38 249H39V247H38ZM91 249H92V248H91ZM91 249H90L89 251H91ZM108 249H109V248H108ZM108 249H107V250H108ZM117 249H118V248H116V250H113V251L116 252ZM136 249H138V247H137ZM153 249H154V248H153ZM164 249H165V248H164ZM177 249H178V250L180 249L179 246L177 247ZM177 249H176V250H177ZM183 249H184V248H183ZM4 250H5V248H4ZM9 250H10V249H9ZM14 250H15V249H14ZM19 250H20V249L17 250L18 253L21 252V251L19 252ZM23 250H24V249H23ZM43 250H44V249H43ZM43 250L41 249V251L44 253ZM67 250H68V249H67ZM67 250H66V251H67ZM87 250H88V249H87ZM99 250H100V249H99ZM104 250H105V249H104ZM133 250H135V249H133ZM149 250H151V249H149ZM149 250H148V252L151 253ZM178 250H177V251H178ZM184 250H185V249H184ZM215 250H216L217 252H215ZM219 250H220V249H219ZM25 251H26V249H25ZM31 251H30V252H31ZM35 251H36V249H35ZM100 251H101V250H100ZM109 251H110V249H109ZM111 251H112V250H111ZM118 251H119V250H118ZM121 251H122V250H121ZM138 251H139V250H138ZM142 251H143V250H142ZM152 251H153V250H152ZM177 251H176V252H177ZM180 251H181V249H180ZM180 251H179V253H180ZM263 251H264V250H263ZM11 252H12V251H11ZM11 252H10V253H11ZM36 252H37V251H36ZM64 252H65V251H64ZM87 252H88V251H87ZM130 252H131V253H129V255H130V258H131V256H132V252H133V251H130ZM153 252H154V251H153ZM153 252H152V253H153ZM174 252H175V251H174ZM176 252H175V253H176ZM16 253H17V252H16ZM22 253H23V251H22L20 254L22 255ZM24 253H25V252H24ZM31 253H33V252H31ZM93 253H96L95 250H94ZM127 253H128V252H127ZM163 253H164V252H163ZM175 253H174V254H175ZM177 253H178V252H177ZM2 254H3V253H2ZM11 254H12V253H11ZM14 254H15V252H14ZM72 254H73V253H72ZM136 254H137V252H136ZM146 254H147V253H146ZM180 254H181V253H180ZM180 254H178V255L180 256ZM6 255H7V254H6ZM6 255H5V256H6ZM15 255H16V254H15ZM27 255H28V252H27ZM30 255H31V254H30ZM33 255H36V254H33ZM66 255H67V254H66ZM88 255H89V254H88ZM105 255H106V254H105ZM107 255H108V254H107ZM116 255H117V254H116ZM116 255H115V256H116ZM129 255H127V256L129 257ZM133 255H134V254H133ZM140 255H141V252H140ZM142 255H143V252H142ZM142 255H141V256H142ZM157 255H158V254H157ZM163 255H164V254H163ZM185 255H186V252H185ZM10 256H11V255L9 254V259H10ZM92 256H93V255H92ZM100 256H101V255H99V257H100ZM102 256H104V255H102ZM152 256H153V255H152ZM154 256H155V255H154ZM159 256H160V254H159ZM159 256H158V258H159ZM164 256H165V255H164ZM182 256H183V255H182ZM223 256H222V257H223ZM11 257H12V256H11ZM23 257L25 258L26 256L23 255ZM28 257H30V256H28ZM34 257H35V256H34ZM94 257H95V256H94ZM119 257H120V256H119ZM128 257L125 256L124 258H126V260H127ZM142 257H143V256H142ZM142 257H141V258H142ZM149 257H150V256H149ZM161 257H163V256L161 255ZM161 257H160V258H161ZM16 258H18V255H17ZM16 258H15V259H16ZM58 258H59V257H58ZM67 258H68V257H67ZM87 258H88V257H87ZM97 258H98V256H97ZM101 258H103V257H101ZM105 258H106V256H105ZM115 258H116V257H115ZM132 258H133V257H132ZM135 258H136V255H135ZM135 258H134V259H135ZM139 258H140V256H139ZM169 258H170V257H169ZM173 258H174V256H173ZM177 258H179V257L176 256V259H177ZM0 259H1V258H0ZM33 259H34V258H33ZM65 259H66V258H65ZM82 259H85V260H86V258H82ZM111 259H113V258H111ZM146 259H147V258H145V260H146ZM161 259H162V258H161ZM170 259H171V258H170ZM170 259H169V260H170ZM182 259H183V257H182ZM19 260H20V259H18V260L16 261V263L19 262ZM21 260H22V259H21ZM21 260H20V261H21ZM24 260H25V259H24ZM29 260H30V259H29ZM29 260L26 259V261H29ZM60 260H61V259H60ZM70 260H72V259H70ZM77 260H78V259H77ZM85 260H84V261H85ZM114 260H115V259H114ZM123 260H124V259H123ZM128 260H129V259H128ZM131 260H132V259H131ZM149 260H150V259H149ZM151 260H152V258H151ZM157 260H158V259H157ZM162 260H163V259H162ZM166 260H168V259H167V256H166ZM174 260H175V259H174ZM4 261H8V259H7V260H4ZM4 261H3V262H4ZM31 261H32V260H31ZM68 261H69V260H68ZM72 261H73V260H72ZM79 261H80V260H79ZM84 261H83V262H84ZM95 261H96V260H95ZM102 261H103V259H102ZM136 261H137V260H136ZM138 261H139V260H138ZM141 261H143V260H141ZM154 261H155V264H156V260H155V258H154ZM175 261H176V260H175ZM177 261H178V260H177ZM179 261H180V260H179ZM179 261H178V262H179ZM182 261H183V260H182ZM182 261H181V264H182ZM217 261H218V262H217ZM23 262H24V261H22V263H23ZM29 262H30V261H29ZM36 262H37V261H36ZM131 262H132V261H131ZM139 262H140V261H139ZM143 262H144V261H143ZM168 262H169V261H168ZM5 263H7V262H5ZM9 263L12 264V262H9ZM14 263H15V262H14ZM25 263L27 264L28 262H25ZM25 263H24V264H25ZM33 263H34V262H33ZM52 263H53V262H52ZM63 263L65 264V262H63ZM70 263L73 264V262H70ZM85 263H86V262H85ZM97 263H99V262H97ZM124 263H125V261H124ZM124 263H123V264H124ZM127 263H128V262H127ZM129 263H130V262H129ZM140 263H141V262H140ZM147 263H148V261H147ZM150 263H151V262H150ZM153 263H154V262H153ZM153 263H152V264H153ZM158 263H159V260H158ZM160 263L162 264V262H160ZM173 263H174V262H173ZM175 263H176V262H175ZM175 263H174V264H175ZM28 264H29V263H28ZM48 264H49V263H48ZM60 264H61V263H60ZM67 264H68V263H67ZM82 264H83V263H82ZM103 264H104V263H103ZM141 264H142V263H141ZM143 264H144V263H143ZM179 264H180V263H179Z\"/></svg>","mask_w":264,"mask_h":264}]
</instances>
